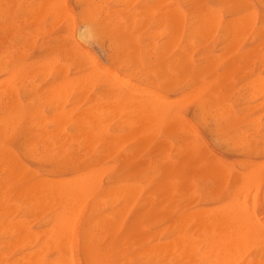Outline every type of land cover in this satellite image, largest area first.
<instances>
[{
  "label": "rangeland",
  "instance_id": "rangeland-1",
  "mask_svg": "<svg viewBox=\"0 0 264 264\" xmlns=\"http://www.w3.org/2000/svg\"><path fill=\"white\" fill-rule=\"evenodd\" d=\"M44 1H46V2H44ZM60 1L61 0H50V1L49 0H0V25H1L0 26V32H2V33H0V56H1L0 57V71H1L0 72V117H1L0 119H2V121L0 120V128L2 127L0 129V132H1L0 133V169H1L0 170V174H1L0 175V184H1L0 190L1 191L3 190L2 192L0 191V225H1V228H0V238H1L0 239V242H1L0 243V262H1V264H22L25 262H26L25 264H29L30 262L32 264H34V263L36 264L38 261L42 262L43 264H56V263L58 264L60 259H57L56 256H58V258H61V255L63 257L65 255V258H64L65 260L70 255L71 256L70 263H72V264H94V262L89 260L88 252H90V250L93 248V246L100 245V243H103L100 245L101 248L102 247L108 248L110 245L108 242H109V240H111V236L109 234L105 233V230L101 226H96L95 221H97L98 219H100L102 217H106V216L108 217L114 213H117V214H118V212L121 213V210H124L123 215H122V220L123 221L127 220V221H124L127 224V226H126L124 223V228L128 229L130 227V229L132 230V234H131L130 238H128L126 240L128 243H123V241L119 242V248H120L121 255L118 256L116 264H143V261H144V264H187L189 261H190L189 264H202V262H204L205 258L202 259V256H203L202 253H204V251L201 253V251H202L201 249H204L203 246L205 245V247H206V245H207L206 244L207 242H205V239L207 240L209 238V240H211L212 238H214V237L216 238L217 236H218V238L221 237L220 239H222V238L224 239V238L228 237V234L225 236L223 235L224 233H227V231L222 233V231H223V230H221V229H223L222 221H220V218L216 215L217 214L216 212L218 210V213L221 214L222 209L224 212H227L229 209L228 206L231 205V202L233 205L238 204V206L241 205L240 202L242 203V205L243 204L247 205V206H242V205L240 206L243 209H245L244 207H246L247 210L244 211L241 208H239V210L241 209L242 211H244L247 214H250L249 211L251 210V214L255 215V217H256V219H254V216H253V218H251V220L254 219L255 222H253V225H250L249 217L246 216V214L244 212H242L241 210H240L241 213H239V215L236 214L237 213V211H236L237 207L233 206V207H231V208H233V211L230 209V211H232L233 213L232 212H231L232 214L227 213V214L233 216L232 217L233 219L230 218L232 225L235 222L234 218L237 216H241L242 218H244V220H241V221H246L245 223L244 222H242V223H244V224L248 223L249 228L250 227L253 228V230H252L253 232H251L250 229H249L250 232H248V228L246 229L248 232V234L246 232L248 239L244 238V239H246L247 242L244 240L246 242V245H244L245 247L241 249L242 251L240 250V248L236 249L235 247L234 248L236 250H232L233 248H231V245L226 244L225 246L230 245V247L228 246V249L229 248H231V249H229V250L226 249V252L220 251V252H222L221 253L222 256L223 257L225 256L224 258H221L220 257L221 254L219 256L218 255L219 252L217 253L215 251L217 253L216 255L219 257V258L218 257H216V258L222 259L221 260L222 262L219 260H214V258H213L214 256H212V252H211L210 254H211L212 259H213L212 261L213 262L219 261L220 263L218 262V264H225V263L231 264V263H234V261H236L235 258H237L238 260L234 264H255V263L258 264V263H260V261H262L261 263L264 264V261H263L264 260V242H263L264 241V238H263L264 237V228L261 226L258 228L257 227L258 225H255L259 222L258 224L261 223L264 226V163H263L264 162V143H263L264 142V110H263V108H264V93L262 91L259 92L261 89L258 91L259 93L255 91L257 88L256 84L257 83L259 84L260 82L264 81V53H263V51H264V0H213V1L212 0H210V1L206 0L209 3H211V5L208 2H206L205 0H188V1L187 0H83V1L82 0H73V1L72 0H64V1L62 0V2L64 4L63 6H65V8H63L62 10L67 8L66 11H64V12L62 11L63 15H64L63 17H62V13H60L61 11L58 9V5L55 4V3H57V4L62 3ZM74 1L77 2L76 5H75ZM43 2L45 5L43 4ZM91 2H92V4H91ZM181 2L184 5H181L182 4ZM49 3H51V6ZM79 3H81V5ZM89 3H90V5H89ZM196 3H197V5H196ZM212 3L214 5H212ZM73 4L75 5V7ZM259 4H260V6H258ZM42 5H44V7H47L46 10ZM60 6L61 5H59V8H60ZM182 6H184V8ZM39 7H41V8H39ZM34 8L36 9V12H35ZM173 8H174V10H173ZM57 9H58V11H57ZM78 9H80V10H78ZM232 9H233V11H232ZM258 9H259V12H258ZM43 10H44V12H43ZM38 12L39 13L41 12V13L39 14ZM46 12H48V13H46ZM19 13H20V15L22 14L21 15L22 18H21V16H19ZM191 14H192V17H191ZM197 14H198V16H197ZM77 15H78L79 19L77 18ZM185 15L187 16V18L185 17ZM84 17H86V18H84ZM94 17L96 18L95 19L96 23L94 25L87 24L88 22H91V20ZM16 18H18V19H16ZM82 18H83V20H82ZM97 19H99L100 22ZM47 20H49V21H47ZM4 21H5V23H1ZM71 22H73V23H71ZM77 22H78V24H77ZM70 23L73 25V29H72V26ZM256 23L259 25H257ZM28 24H30V25L28 26ZM15 25H16V27H15ZM18 25L20 26V28ZM204 25L206 26V28ZM236 26H238L239 28ZM114 27H115V29H114ZM241 27H243V28H241ZM203 28H205V29H203ZM19 29H22V30H19ZM142 29H143V31H142ZM144 29H145V31H144ZM219 29H221V30H219ZM15 30L16 31L18 30V31L16 32ZM242 30H243V32L245 31V33H243ZM246 30H247V33H246ZM58 32H60V33H58ZM120 32H121V34H120ZM236 32H237V34H235ZM216 33H217V35H216ZM4 34H6V35H4ZM99 34H100V36H99ZM133 34H134V36H133ZM138 34H140L141 36L140 35L138 36ZM20 35H22V36H20ZM25 35L27 37H25ZM16 36H18L17 39H15ZM112 36H114V37H112ZM121 36H123V37H121ZM131 36H133V37L131 38ZM13 37H15V38H13ZM101 37L103 39H101ZM144 37H146V38H144ZM24 39H25V41L23 42ZM256 39H258L257 42H256ZM12 40H13V43H12ZM143 40H145V41H143ZM8 41L9 42L11 41L12 45H10L11 43H9ZM14 41L16 43H14ZM68 41H69V43H68ZM231 41H232V43H231ZM43 42H45V44ZM193 42L195 43V45ZM116 43H117V45H116ZM219 43H221L222 45ZM183 44H184V46H183ZM208 44H209V46H206ZM244 44H246V46ZM159 45H162V46H159ZM180 45H182V46H180ZM215 45L216 46L218 45V46L216 47ZM8 46H9V50H8ZM156 46L158 47V49H156L157 48ZM204 46H206V47H204ZM213 46H214V48H213ZM221 46L224 48H221ZM140 47L143 48V49H141V52H140ZM175 48H176V51L174 50ZM82 49H84V50H82ZM213 49H214V51H212ZM164 50H166V51H164ZM173 50H174V52H172ZM180 50H182V52ZM194 51H196V52H194ZM152 52H153V54H152ZM179 53H180V56H179ZM197 53H198V56H196ZM171 54H173V55H171ZM182 55L184 58H182ZM191 55H193L194 59H193V57L191 58ZM2 56H3V58H2ZM150 56H152V57L150 58ZM174 56H175V58H174ZM195 56H196V58H195ZM211 59H212V61H211ZM148 63H150V64L152 63V64L150 65ZM170 63L172 65H170ZM199 63L200 64L202 63V64L199 66ZM130 64H132V65L130 66ZM94 65H95L96 69H95V67H93ZM149 65L150 66L153 65V67H150ZM220 66L221 67L225 66V67L221 68ZM71 67H73L75 69H73ZM146 67H148V69ZM194 67H195V69H194ZM70 68H71V71H70ZM88 68L90 71L88 70ZM106 68H108V69H106ZM14 69H18V70H14ZM45 69H47V70H45ZM99 69H102V70H100V72H102V74L106 71L108 72V74L106 76H105V73H104V76L101 75L100 72H98ZM103 69H106V71H104ZM119 69H120V71H119ZM138 69H139V73H138ZM219 69H220L221 73L218 71V73H219L218 74L217 70H219ZM262 69H263V71H262ZM91 70H92V72H91ZM189 70H191L193 72H191ZM194 70H196V71H194ZM213 70H215V71H213ZM133 71H135V72H133ZM177 71H179V72H177ZM187 71L190 73H188ZM208 71L209 72L211 71V72L209 73ZM207 72H208V74H207ZM91 73H92V75H91ZM111 73L112 74L115 73L117 76L115 74H113L114 76H111L112 75ZM121 73H124V74H121ZM136 73H138V76ZM176 73H177V76H176ZM54 74H55V77H54ZM67 74H68V77L71 79H69L67 77ZM119 74H121V75H119ZM131 74H133V75H131ZM193 74H195V75H193ZM251 74L254 75V78L257 77L256 80L260 79V77L263 76L262 77L263 81H262V79H260V82L257 81L255 84L254 81H256V80H254V78ZM143 75H144V77H143ZM157 75H158V77H157ZM170 75H171V77H170ZM178 75H179V77H178ZM9 76H11L10 80H8ZM65 76H66L65 80H63L62 78H64ZM88 76H89V78H88ZM114 77H115V79H112ZM125 77H127V78H125ZM129 77H130V79H129ZM139 77H142V78L140 79ZM168 77L170 78L169 80H168ZM250 77L253 80L249 81ZM11 78H14L15 80L11 79ZM50 78H52V79L50 80ZM60 78L64 82L61 81ZM132 78H133L134 82L132 81ZM160 78H162V80L165 78L164 82ZM203 78H205V79H203ZM35 79H36V81H35ZM78 79L79 80L81 79L82 82L81 81L80 82L82 84L78 83ZM136 79H138V80H136ZM177 79H180V80H177ZM231 79H232V81H231ZM111 80L113 82L114 81H120L122 83H123V81L130 82V80H131L132 83L137 84V86H139L137 88L140 91L139 93H141V92L143 93L142 94L143 96L145 95L144 92L146 91L144 89H147L148 91H146V94H148V92L150 90L151 92L153 91V93H155L158 97H162L163 99H165V100L162 99V102L163 101L165 102V103L163 102L165 105V108L164 107L161 108L162 114L160 115V117L158 119H155V121L152 120L150 123H148L147 124L148 126L147 125L145 126L146 130L142 132L140 127H138L139 125L135 126V123H131V121H133L132 119H135V121H136L137 120L136 118H134V117L128 118V116H130V115H126L127 117L125 116L124 110L125 111L127 110L126 105L125 104L122 105V101L120 102L121 104H119L118 101H120V100H118L115 96H113V94L110 93L109 84L111 85V83H112ZM190 80H192V83L189 82ZM1 81H2V83H1ZM159 81H161V82L158 85ZM5 82H7V83H5ZM44 82L45 83L51 82V83H49V84L47 83L46 84L47 87H45ZM72 82L74 85H72L73 88H70L69 86H71ZM226 82H227V84H225ZM239 82H240V84H239ZM247 82H248V84H247ZM184 83H185V85L188 83L187 84L188 87L185 86ZM193 83H196V84H193ZM42 84L44 85L43 88H42V86H40ZM50 84L51 85L55 84L56 86L53 85V88L54 87L58 88V89H56L57 95L53 96V99L51 96H49V95H52L53 93L49 94V95L47 93V91L49 92V90L51 91V89H52V91L53 90L55 91V89H53L52 87L48 88V85L50 87ZM75 84H79V86L75 85ZM139 84L142 86V89L144 92L141 91V86ZM148 84H149V86H148ZM182 84L184 86H182ZM254 84L256 85L255 89L253 87ZM85 85H87V87ZM103 85L105 87H103ZM146 85H147V87H146ZM155 85H156V87H155ZM234 85H235V87H234ZM261 85H263V84H261ZM59 86L61 88H59ZM224 86H226V87H224ZM180 87L182 89H180ZM189 87H190V89H189ZM259 87H260V85H259ZM261 87L264 88L263 86H261ZM74 88H77V89H74ZM164 88H166L165 89L166 92H164V90H162ZM213 88L215 89V91L217 89V91L215 92V95L213 94L214 91H212ZM11 89H13V90H11ZM93 89H95V91ZM176 89L177 90L179 89V90L177 91ZM221 89H223L224 94H223ZM224 89H225V91H224ZM57 90H58V92H57ZM193 90H195V92ZM238 90H239V92H238ZM45 91L47 94L45 93ZM59 91L60 92L65 91V92L63 94H60ZM66 91H68L69 93ZM77 91H78V93H77ZM158 91H160V92H158ZM192 91H193V93H192ZM92 92H93V94H92ZM151 92H149L150 95L148 98L150 100H148L147 98L146 99L152 105H153V101H154V105H155L158 102L156 100H154V99H156L153 97V96H155V94L153 95ZM175 92L179 93L180 95L175 93ZM97 93H100L101 95H99ZM188 93H192V94L188 95ZM45 94H46V96L48 95V97H51V98L45 97ZM109 94L112 97H110ZM166 94H169V95H167L168 97L166 96ZM171 94H174V95L171 96ZM175 94L177 96H181V95L185 96L186 97V98L184 97L185 103L183 102L184 99L181 97L180 98L182 99V101H181V99L176 101L175 98L177 96ZM255 94H257V95H255ZM81 95H83V96H81ZM208 95H209V97H208ZM211 95H214V96H211ZM60 96H62L63 99H60L61 98ZM92 96L94 98H92ZM189 96H191V99L189 98ZM78 97L80 98V100ZM169 97H172L171 101H169L171 103L168 102ZM221 97H223V98L221 99ZM46 98H48V101L46 100ZM87 98H88L87 103L91 102L88 105L86 103ZM97 98H98V100H97ZM137 98L141 99L142 97L140 96V94H138ZM208 98L210 99V101H208L209 100ZM59 99H60V101L62 100L61 101L62 103H60ZM146 99L144 98V100H146ZM174 99L176 102H178V101H181V102L176 103V102H174ZM234 99H236V100H234ZM57 100L59 102H57ZM147 100H146V102H147ZM205 100H207L206 101L207 103L205 102ZM257 100H258V102H257ZM32 101H34V102H32ZM78 101L79 102L81 101V102L79 103ZM196 101L200 102L201 104L196 102ZM254 101L257 103H254ZM36 102H37V104H36ZM77 102H78V105L76 106ZM94 102H96L99 105L95 104ZM162 102L159 101L158 104H160ZM210 102H211V104H209ZM236 102H237V104H236ZM58 103L61 105H59ZM71 103H73V104H71ZM56 104L58 106H56ZM66 104H67V106H66ZM74 104H75V107L74 106L72 107V105H74ZM112 104H114L116 107L118 105L120 107L123 106L124 110L123 109H122L123 111L120 110L119 106H118L119 108L117 107L118 109L115 110L114 108H116V107L114 105H113L114 106L113 107ZM217 104H218V106H217ZM32 105H34V106H32ZM93 105L95 107H93ZM107 105L109 107H107ZM215 105H216V107H215ZM68 106H71V108L72 109L74 108V110L70 109ZM158 106H160V105H158ZM212 106L214 107L213 109L210 108ZM33 107L35 109L37 108L36 109L37 113L35 112V109ZM260 107H261V109H260ZM216 108L218 110H216ZM62 109L65 110L64 112L66 114L62 111ZM92 109H93V111H92ZM104 109H105V111H104ZM113 109H114V112H113ZM159 109H160V107H159ZM55 110L56 111L58 110L59 113L55 112ZM70 110H71L70 113H71V115L73 114L72 115L73 117L69 113ZM82 110H84V112H82ZM74 111H76V114H74L75 113ZM88 111H91L90 112L91 115L88 114ZM211 111H214L215 113L217 112L216 114L218 115V117H216V114H213V112H211ZM44 112L47 114H45ZM53 112H55V113L53 114ZM108 112H109V114H108ZM115 112H116V114H115ZM123 112H124V114H123ZM31 113H32V116H30ZM56 113H57V117H59L58 119H56V117H55ZM80 113H83L85 116L83 114H80ZM111 113L114 116L116 115L117 117H120V119H118L116 116L115 117L113 115L111 116ZM127 113H128V110H127ZM52 114H53V116H52ZM63 114L66 116H64ZM74 115H76V118H74ZM106 115L109 118H105ZM2 116L5 118H2ZM34 116H35V118H34ZM70 116L72 117V119L74 118L73 122L70 121L71 120L69 118ZM200 116H202L201 117L202 120L199 119ZM211 116H213V118ZM52 117H55L54 118L55 120H52L53 119ZM112 117H114V118H112ZM122 117H124L126 120L123 121L124 118L122 119ZM214 117L216 119H214ZM60 118L63 121L59 120ZM91 118H93V119H91ZM31 119L33 120V122H31L32 121ZM38 119H40V120H38ZM100 119L105 121V123L103 121H101ZM113 119H115V120H113ZM117 119H118V121H116ZM166 119H167V121H166ZM67 120H69V121H67ZM121 120H122V124H124V125L127 124L126 125L127 127L121 124ZM28 121H30V122H28ZM36 121H38V123H36ZM94 121H95V123H94ZM13 122H15V123H13ZM65 122H66V124H65ZM102 122H103V124H102ZM7 123L9 125H6ZM35 123L38 125H36ZM58 123H59V125H58ZM69 123H71V125ZM72 123H74V124H72ZM99 123H101L102 126ZM110 123L114 124V126H112V124H110ZM165 123L168 126L165 125ZM67 124H69L68 126H70V127H68ZM118 124H120V125H118ZM128 124H129V126H131V125H133V126L129 127ZM2 125H5V126H2ZM45 125H46V127H45ZM72 125H74L73 128H72ZM75 125H77V126H75ZM183 125H185V126L188 125L189 129L190 130L192 129L191 130L192 132H190L189 129H187L188 126H187V128H184ZM81 126L82 127L87 126V128H90V126L92 128L96 127V129L94 128V130L92 132H88V131H83L82 129L79 130V127H81ZM134 126H135V128H134ZM32 127H33V129H32ZM74 127H77V128H74ZM136 127H138L139 129ZM173 127H174V129H173ZM109 128H110V131L108 132ZM124 128H125V130H123ZM166 128H168V129H166ZM211 129H214V130H211ZM7 130H8V132H6ZM22 130H23V132H22ZM67 130H69V131L67 132ZM127 130L129 132L131 131L130 133L132 135L131 134H125ZM184 130H185V132H184ZM98 131L101 132L102 135ZM128 131H127V133H128ZM219 131H221V132H219ZM48 132H49V134H48ZM63 132H64V135H63ZM120 132L122 135L121 137H120ZM23 133H25V134L22 136ZM95 133H96V136L97 135L101 136L100 140H101V138L103 140L104 137L106 140L104 139L105 141L103 140V141H101L102 142L101 143L100 140L98 139V136L95 137V135H94ZM19 134H21V135L19 136ZM70 134H71V136H70ZM123 135H125V136H123ZM161 135H163V136H161ZM24 136H25V138H24L25 141H23ZM61 136H63V137H61ZM86 136H87V139H86ZM115 136L116 137L118 136L120 139H118V137L116 138ZM106 137H108V138H106ZM165 137H168V138L166 139ZM223 137H224V139H223ZM58 138L60 141H58ZM65 138H66V141H65ZM83 138H85V139H83ZM114 138H116L117 141ZM21 139H23V140H21ZM26 139H27V141H26ZM79 139H80V141H79ZM231 139H232V142H231ZM173 140H175L174 141V142H176L175 144L173 143ZM177 140L180 142V144H178ZM93 141H95V142L93 143ZM22 142H23V144H22ZM79 142H80V144H79ZM117 142H120V143H117ZM228 143H230V144H228ZM71 144L73 147L77 148V152L80 153V155H84L88 159L89 167L87 170L88 171H95L96 173H98L96 175V177H98V178L100 175L101 176H100V179L95 178L96 187H95L94 193L92 195H90L86 201L85 200H82V201L78 200L79 201V205H78L79 209L70 211V216L73 215L72 219L71 218L70 219L72 221L74 220L73 221L74 222V230H73L71 239L68 240V242L63 245V247H62V248H64L63 250L61 247L56 248L54 246L53 247L51 246L52 249H50L49 245H51V244H47V243L48 242L51 243L50 242L51 241V238H50L51 233L50 232H52V229H50V227H52V226H49V225H51L52 223L55 224L57 222L58 213L61 209L57 208L56 206L53 207V206L48 205L45 202V200L42 199L41 194L46 188L50 187L51 185H54L55 182H56V184H58L57 182L60 183L64 179H69L70 177L72 178V177L77 175V174L72 175L71 172L66 171L61 166V164L59 163V160L65 154V153H63V147L66 145H71ZM97 144H98V146L100 144L101 145L104 144V145H102V146L100 145V147H97ZM56 147H58V148H56ZM90 147H91V149H90ZM124 147H125V150H124ZM249 147H251V148H249ZM40 148H41V150H40ZM126 149H127V151H126ZM95 150L98 152H95ZM1 152H2V154H1ZM118 152H121L122 154L118 153ZM169 152H170V154H169ZM117 153L119 154V156H117ZM97 154H100V155L97 156ZM8 155H9V157H8ZM102 156H104V157H102ZM115 156H116V158H115ZM113 157L115 159H113ZM249 157H250V159H249ZM41 158H44V159H41ZM148 159H151V160H149L150 163H147ZM169 159H171V160H169ZM10 160H11L12 164L10 163ZM152 162H155V163H152ZM261 162H262V164H261ZM6 163H7V165H6ZM13 164H14V166H13ZM146 164H148V165H146ZM10 165H12V166H10ZM31 165H32V167H30ZM97 166H98V168H97ZM8 167L11 169H9ZM128 167L130 168V170L128 169ZM131 167H133V168H131ZM13 168H14V170H13ZM101 168H102V170H101ZM103 168H104V172L102 175L100 173H101V171H103ZM146 168H149V170ZM124 169L128 170V171L123 173L122 171ZM112 170H114L115 174H114V172H112ZM251 170L254 173H250ZM16 171H18V172L16 173ZM150 171L151 172L154 171L155 173L152 172V174H149ZM144 172H146L145 175L146 174H148V175L145 176ZM248 172L250 173V175H252V177L253 176L254 177L252 178ZM142 173H143V175L141 177ZM245 173H248V174H245ZM254 174H256V176ZM42 175H44V176H42ZM108 175H110V176L108 177ZM247 175H248V177H247ZM132 176L134 178H132ZM116 177H118V178H116ZM129 177H130V179L126 180V178H129ZM197 177H198V179H197ZM246 177L248 178V180H246ZM4 178H8V180L10 179L9 180L10 183H8L7 179H6L7 181L5 180L6 183L5 182L3 183L2 180H4ZM50 178H52V179H50ZM153 178H155V179H153ZM249 178H251V180ZM254 178L256 181L255 186H253V184H251L252 183L251 181L254 180ZM54 179H59V180L55 181ZM118 179H120V181ZM110 181L113 183H110ZM105 182L108 184H106ZM141 182L143 183V185ZM37 183H38V185H37ZM39 184H40V186H39ZM49 184H50V186H49ZM118 184H123V186H127V187L128 186H137L140 189L139 194L137 195L135 201L129 207L128 206L126 207L124 205V202L121 201L122 200L121 197H117V199L113 203H111V201H110L111 198L109 195V191L112 190L114 188V186H117ZM243 184L248 185V189L250 190V191L245 192V193H247L245 195H247L248 197L253 195L251 192L254 189L255 190L257 189L256 191L255 190L253 191L254 196H252L250 198V199H252V200H250V205H251V207H253L252 208L253 210L250 209L251 207H249V203H248L249 198L247 196L244 200L248 204L243 203L244 200H241V201L238 200L239 203L238 202L235 203L236 199L234 196L236 195V197H237V195L240 194V192H241V195H240V199H241V196L244 193L243 192L245 190L244 188L240 192H239V190H241V189L238 188V187L242 188ZM149 185H151V186L149 187ZM159 185H161V186H159ZM239 185H241V186H239ZM251 185L255 188H252ZM147 187L149 190L147 189ZM152 187H155V188H152ZM18 188H20V189L18 190ZM144 188H146V189H144ZM237 189H239V190H237ZM236 191H237V194H236ZM15 192H16V194H15ZM141 192H142V194H141ZM13 194L15 195V197L13 196L14 199L11 198V196ZM175 194H176V196H175ZM245 195H243L242 197H244ZM21 196H23V197H21ZM170 196H172V197L170 198ZM238 197H239V195H238ZM15 198H17V199H15ZM21 198L22 199L24 198V200H22ZM31 199H32V201L30 202L29 200H31ZM234 199H235V201H234ZM237 199H239V198H237ZM136 200H139V201L136 202ZM217 200H218V202H217ZM229 200H230V202H229L230 204L228 205ZM21 201H23V202L21 203ZM179 201H181V202H179ZM225 201L227 204H225ZM251 201H252V204H251ZM39 202L41 203L40 205H39ZM223 202H224V205H223ZM134 203H135V205H134ZM29 204H31V207L29 206ZM116 204L119 206H116ZM157 204H159V205H157ZM218 205H219V208L215 209L216 214H213L214 209H212V206H213V208H215V207H218ZM225 205H227L226 208H224ZM40 206H41L43 211L40 209ZM220 206H221V208H220ZM5 207H6V209H5ZM12 207H13V209H12ZM234 207H236V208H234ZM21 208H23V209H21ZM134 208H136V209H134ZM201 208L203 209V211H201L202 210ZM27 209H28V211L26 212ZM199 209H201V210H199ZM205 209L207 210V212L204 211ZM208 209L209 210L212 209L211 210L212 212L209 211ZM36 210H37V212H35ZM104 210H105V212H103ZM10 211H11V213H9ZM38 211H40V212H38ZM74 211H75V214H74ZM193 211L195 212V214L193 213L194 216L191 217ZM197 211H198V214H197ZM208 211L210 212L211 215H209ZM230 211H228V212H230ZM25 212H26V215H25ZM5 213H7V214L5 215ZM184 213H186V214H184ZM21 214H24L25 217H24V215H21ZM142 214H144L145 216ZM251 214H250V216H251ZM13 215H15V217H13ZM44 215L46 216V218L45 217L42 218V216H44ZM74 215L76 216L75 219L73 218V217H75ZM222 215L223 214H221V217H222ZM20 216L21 217L23 216L22 219ZM31 216H32V218H31ZM195 216H197L198 219H196ZM208 216H210V218H208ZM214 216L217 218V219L215 218L216 219L215 222L212 221V218H214ZM224 216H226V214H224L223 217ZM231 216H229V217H231ZM86 217L87 218L89 217L88 220L86 219ZM200 217H202V218H200ZM241 217H240V219H241ZM127 218H129V219H127ZM199 218L201 221L199 220ZM16 219H17V222H16ZM43 219H45V220L43 221ZM222 219H224V218H222ZM23 220H25V222ZM49 220H51V221H49ZM82 220L83 221L85 220L86 223H85V221L83 223ZM210 220H211V222H214L213 224L217 225V226L215 225L216 231H214V229H213L214 225H212V227H211L212 223L210 222ZM227 220L228 219H226V221ZM237 220H238V222H240L239 219H237ZM256 220H257V223H256ZM13 222H14V224H17V225L14 226V224H12L13 225L12 226L11 223H13ZM44 222H46L48 224L45 225L46 223H44ZM180 222L182 223V225ZM202 222L205 225L207 223L208 228H205L206 230L209 229V227H210V229H211L210 237L205 235L206 231H205V229L204 230L202 229V227L204 228L205 226ZM2 223H3V225H2ZM37 223H39V225ZM7 224L9 225V227L11 225V228L7 227L8 226ZM18 224H20V226ZM36 224H37V227H36ZM197 224H201L202 226L198 225L200 227L199 228V227H197ZM223 224H224V220H223ZM240 224H241V222H240ZM244 224H243V226H244ZM40 225L41 226L43 225L42 226L43 228L40 227ZM218 225H220V226L218 227ZM228 225L231 226L230 224H228ZM239 226L241 229L242 225H239ZM13 227H15V228H13ZM20 227H21V229H20ZM45 227H47L48 230L49 229L50 230L48 231L46 229L48 232L46 230L44 232L43 229ZM179 227H181V228H179ZM231 227H233V231H234V228L237 227V225L231 226ZM15 229H16V231H14ZM94 229H96V231ZM97 229H99V230H97ZM83 230H85V231H83ZM172 230H173L174 234L172 233ZM209 230L206 233L210 234ZM237 230H235V231H237L239 233L240 232L239 229H237ZM2 232L4 233L3 235H2ZM82 232H84V233H82ZM162 232H163V234H162ZM212 232H214V233H212ZM237 232H234V236L230 240H232V239L234 240V239H238V238L240 239L241 233H239L238 238H236L237 237L236 235H238ZM43 233H45L44 236H43ZM178 233H180V235ZM215 233H219V235L216 234V236L211 237L213 234L215 235ZM235 233H237V234H235ZM249 233L251 236H248ZM254 233H256V234L254 235ZM161 234H162V236H161ZM27 235H28V237H27ZM152 235H153V237H152ZM79 236H80V238H79ZM176 236H177V238H175ZM178 236H179V238L180 237L181 238L179 239ZM184 236H185V238H184ZM9 237H11V238H9ZM198 237H200V238L202 237L201 239H203V241H201V239H200V242H196V241H199ZM250 237L252 238V240ZM47 238H50V241ZM17 239H18V241H17ZM80 239H82V240H80ZM175 239L177 240V243H179V245L176 243ZM195 239H198V240L194 241ZM46 240H48L47 243H46ZM92 240H94V241H92ZM181 240H182V242L183 241L185 242V240H187L185 242V244L187 242H191V244L190 243L186 244V246H188L187 249H191L190 245L193 246V248H195L193 250L191 249V251L189 250V252H187V254H186V257L184 256L185 253L180 254V256L181 255L184 256V257L181 256L182 259L179 256L180 249L182 251V248L180 247L181 246V244H180ZM250 240L253 242L251 243ZM90 241H92L93 244H90L91 243ZM164 241H166V242L168 241V242L166 243ZM212 241H211V243H212ZM214 241H216L217 244H221V243H218L217 238L214 239ZM221 241L222 240H220L219 242H221ZM69 242L71 244H69ZM172 242H173V244H172L173 248L171 246ZM24 243H25V245L27 244L26 247L24 246ZM175 243H176V245H178L179 248L175 247L176 246ZM211 243H210V245H211ZM239 243L244 244L243 242H239ZM254 243H256V244H254ZM80 244H81V246H79ZM151 244H152V247H149V245L151 246ZM157 244L158 245L161 244V245H159V247H157ZM163 244H165L166 247L168 245H170V247L172 248V251L170 250L167 252L166 250H169L171 248L169 247L167 249L165 247V245L163 246ZM249 244H250V247H249ZM33 245L35 247H33ZM36 245H38V246H36ZM68 245H70L71 247H69ZM235 245H237V244L235 243ZM235 245L233 244V246H235ZM48 246H49V248L47 249ZM67 246L69 247L68 251H67ZM153 246H155L158 249L154 248ZM162 246L164 247L165 251H163ZM21 247H22V250L19 249ZM148 247H149V249L152 248L151 251L148 249ZM182 247H183V249H185L184 243H182ZM240 247H241V245H240ZM159 248L161 249L162 252L160 251ZM208 248H210V247H208ZM261 248H262V250H261ZM17 249H19V250L17 251ZM153 249H156V250L153 251ZM218 249H220L219 246H218ZM223 249H224V246L222 247V250ZM213 250H215V249H213ZM213 250H211V251H213ZM227 250L228 251L232 250V252L240 250L241 257L237 256V255H240L237 252H236L237 254L236 253L234 254L232 252H228ZM244 250H245V252H244ZM62 251H64V253ZM186 251L184 250L183 252H186ZM193 251H194V254H193ZM195 251H196V253H195ZM67 252H71V253H69V255H68ZM172 252H173V254H172ZM183 252H181V253H183ZM242 252H244V253H242ZM23 253L24 254L26 253V254L24 255ZM33 253H34V255H33ZM152 253H154V255ZM164 253L167 255H165ZM190 253H191V255L192 254L193 255L192 256L188 255ZM226 253H229V254L232 253V254H230L231 256L229 257V254L224 255ZM59 254H61V255H59ZM141 255H143V257ZM208 255H207V257H208ZM250 255H252V256H250ZM31 256H33V257H31ZM189 256L191 257V259ZM1 258L3 260H1ZM31 258H33V259H31ZM72 258H73V260H72ZM209 258H210V256L208 257L207 260L206 259L205 260L206 261L211 260ZM226 258L228 261L226 260ZM64 259L62 260V258H61V260L63 262L60 260V262L62 264H65ZM174 259H176L177 261ZM200 259H202V260L200 261ZM183 260H185V261H183ZM56 261H58V262H56ZM66 261L68 262L69 260H66ZM48 262H50V263H48ZM67 262H66V264H67ZM223 262H225V263H223ZM203 264H205V263H203ZM211 264H213V263H211Z\"/></svg>",
  "mask_w": 264,
  "mask_h": 264
},
{
  "label": "bare ground",
  "instance_id": "bare-ground-1",
  "mask_svg": "<svg viewBox=\"0 0 264 264\" xmlns=\"http://www.w3.org/2000/svg\"><path fill=\"white\" fill-rule=\"evenodd\" d=\"M50 1V0H49ZM64 1V0H63ZM73 1V0H72ZM83 1V0H82ZM188 1V0H187ZM206 1V0H205ZM208 1H210V0H208ZM208 1H206V2H208ZM213 1V0H212ZM14 2V1H13ZM17 2V1H16ZM33 2V1H32ZM44 2H46V1H44ZM44 2H43V4H44ZM60 2H62V0L60 1ZM75 2V1H74ZM100 2V1H99ZM112 2V1H111ZM110 2V3H111ZM115 2V1H114ZM130 2V1H129ZM204 2V1H203ZM20 3V2H19ZM69 3V2H68ZM73 3V2H72ZM76 3L77 2H75V5H76ZM84 3V2H83ZM86 3V2H85ZM182 3V2H181ZM200 3V2H199ZM209 3V2H208ZM31 4V3H30ZM39 4V3H38ZM50 4V6H51V3H49ZM54 4V3H53ZM56 5H58V9L61 11H59L60 13H62V17L64 16L63 15V12L64 11H66L67 10V8L66 9H64V10H62L63 8H65V6H63L64 4H63V2L62 3H55ZM80 5H81V3H79ZM78 4V5H79ZM91 4H92V2H91ZM210 5H211V3H209ZM4 5V4H3ZM45 5V4H44ZM44 5H42L43 7H44ZM48 5V4H47ZM59 5H61L60 6V8H59ZM74 5V4H73ZM75 5H74V7H75ZM79 5V6H80ZM89 5H90V3H89ZM181 5H184L183 3L181 4ZM188 5V4H187ZM195 5V4H194ZM196 5H197V3H196ZM212 5H214L213 3H212ZM235 5V4H234ZM20 6V5H19ZM24 6V5H23ZM63 6V7H62ZM84 6V5H83ZM111 6V5H110ZM121 6V5H120ZM133 6V5H132ZM186 6V5H185ZM258 6H260V4L258 5ZM57 7V6H56ZM114 7V6H113ZM116 7V6H115ZM154 7V6H153ZM183 8H184V6H182ZM199 7V6H198ZM23 8V7H22ZM29 8V7H28ZM27 8V9H28ZM39 8H41V7H39ZM45 8V10H46V8L47 7H44ZM50 8V7H49ZM78 8V7H77ZM188 8V7H187ZM191 8V7H190ZM196 8V7H195ZM225 8V7H224ZM15 9V8H14ZM35 9V8H34ZM53 9V8H52ZM58 9H57V11H58ZM110 9V8H109ZM240 9V8H239ZM78 10H80V9H78ZM84 10V9H83ZM173 10H174V8H173ZM198 10V9H197ZM261 10V9H260ZM15 11V10H14ZM18 11V10H17ZM63 11V12H62ZM149 11V10H148ZM157 11V10H156ZM232 11H233V9H232ZM262 11V10H261ZM35 12H36V9H35ZM43 12H44V10H43ZM100 12V11H99ZM103 12V11H102ZM108 12V11H107ZM110 12V11H109ZM115 12V11H114ZM166 12V11H165ZM170 12V11H169ZM197 12V11H196ZM258 12H259V9H258ZM14 13V12H13ZM39 13V12H38ZM41 13V12H40ZM39 13V14H40ZM46 13H48V12H46ZM56 13V12H55ZM227 13V12H226ZM8 14V13H7ZM66 14V13H65ZM143 14V13H142ZM147 14V13H146ZM171 14V13H170ZM187 14V13H186ZM224 14V13H223ZM260 14V13H259ZM2 15V14H1ZM17 15V14H16ZM22 15V14H21ZM20 15V13H19V16H21ZM27 15V14H26ZM37 15V14H36ZM35 15V16H36ZM148 15V14H147ZM177 15V14H176ZM196 15V14H195ZM209 15V14H208ZM18 16V17H19ZM66 16V15H65ZM124 16V15H123ZM194 16V15H193ZM197 16H198V14H197ZM200 16V15H199ZM232 16V15H231ZM234 16V15H233ZM245 16V15H244ZM185 17L187 18V16L185 15ZM189 17V16H188ZM191 17H192V14H191ZM13 18V17H12ZM21 18H22V16H21ZM34 18V17H33ZM77 18H78V15H77ZM84 18H86V17H84ZM117 18V17H116ZM194 18V17H193ZM200 18V17H199ZM262 18V17H261ZM16 19H18V18H16ZM20 19V18H19ZM79 19V18H78ZM96 18L94 17L92 20H91V22H88L87 24H89V25H94L95 23H96V20H95ZM171 19V18H170ZM6 20V19H5ZM57 20V19H56ZM82 20H83V18H82ZM97 20H99V19H97ZM238 20V19H237ZM2 21V20H1ZM16 21V20H15ZM22 21V20H21ZM47 21H49V20H47ZM52 21V20H51ZM72 21V20H71ZM79 21V20H78ZM187 21V20H186ZM12 22V21H11ZM17 22V21H16ZM98 22V21H97ZM99 22H100V20H99ZM106 22V21H105ZM222 22V21H221ZM261 22V21H260ZM263 22V21H262ZM1 23H5V21L4 22H1ZM7 23V22H6ZM71 23H73V22H71ZM70 23V24H71ZM118 23V22H117ZM179 23V22H178ZM200 23V22H199ZM258 23V22H257ZM256 23V24H257ZM52 24V23H51ZM57 24V23H56ZM77 24H78V22H77ZM101 24V23H100ZM106 24V23H105ZM186 24V23H185ZM245 24V23H244ZM263 24V23H262ZM30 24H28V26H29ZM104 25V24H103ZM153 25V24H152ZM192 25V24H191ZM257 25H259V24H257ZM1 26V25H0ZM19 26V25H18ZM71 26H72V29H73V25L71 24ZM100 26V25H99ZM154 26V25H153ZM180 26V25H179ZM205 26V25H204ZM221 26V25H220ZM224 26V25H223ZM244 26V25H243ZM10 27V26H9ZM15 27H16V25H15ZM168 27V26H167ZM166 27V28H167ZM234 27V26H233ZM236 27H238V26H236ZM19 28H20V26H19ZM49 28V27H48ZM105 28V27H104ZM131 28V27H130ZM188 28V27H187ZM205 28H206V26H205ZM205 28H203V29H205ZM239 28V27H238ZM241 28H243V27H241ZM10 29V28H9ZM108 29V28H107ZM106 29V30H107ZM114 29H115V27H114ZM209 29V28H208ZM224 29V28H223ZM247 29V28H246ZM19 30H22V29H19ZM71 30V29H70ZM97 30V29H96ZM219 30H221V29H219ZM16 31V30H15ZM18 31V30H17ZM16 31V32H17ZM72 31V30H71ZM142 31H143V29H142ZM144 31H145V29H144ZM178 31V30H177ZM7 32V31H6ZM131 32V31H130ZM194 32V31H193ZM242 32H243V30H242ZM0 33H2V32H0ZM26 33V32H25ZM24 33V34H25ZM58 33H60V32H58ZM100 33V32H99ZM105 33V32H104ZM169 33V32H168ZM189 33V32H188ZM243 33H245V31L243 32ZM242 33V34H243ZM246 33H247V30H246ZM22 34V33H21ZM27 34V33H26ZM29 34V33H28ZM93 34V33H92ZM98 34V33H97ZM102 34V33H101ZM106 34V33H105ZM120 34H121V32H120ZM153 34V33H152ZM166 34V33H165ZM177 34V33H176ZM175 34V35H176ZM184 34V33H183ZM209 34V33H208ZM235 34H237V32L235 33ZM234 34V35H235ZM253 34V33H252ZM3 35V34H2ZM1 35V36H2ZM4 35H6V34H4ZM11 35V34H10ZM14 35V34H13ZM16 35V34H15ZM31 35V34H30ZM37 35V34H36ZM114 35V34H113ZM140 34H138V36H139ZM216 35H217V33H216ZM20 36H22V35H20ZM99 36H100V34H99ZM133 36H134V34H133ZM133 36H131V38L133 37ZM137 36V37H138ZM141 36V35H140ZM172 36V35H171ZM184 36V35H183ZM202 36V35H201ZM204 36V35H203ZM208 36V35H207ZM251 36V35H250ZM256 36V35H255ZM254 36V37H255ZM4 37V36H3ZM2 37V38H3ZM17 37L18 36H16V38L15 37H13V38H15V39H17ZM25 37H27L26 35H25ZM103 37V36H102ZM101 37V39H103ZM112 37H114V36H112ZM121 37H123V36H121ZM147 37V36H146ZM146 37H144V38H146ZM198 37V36H197ZM216 37V36H215ZM230 37V36H229ZM5 38V37H4ZM127 38V37H126ZM136 38V37H135ZM148 38V37H147ZM168 38V37H167ZM193 38V37H192ZM9 39V38H8ZM26 39V38H25ZM25 39L23 40V42L25 41ZM58 39V38H57ZM100 39V38H99ZM137 39V38H136ZM160 39V38H159ZM158 39V40H159ZM163 39V38H162ZM184 39V38H183ZM182 39V40H183ZM189 39V38H188ZM213 39V38H212ZM260 39V38H259ZM2 40V39H1ZM14 40V39H13ZM13 40H12V43H13ZM34 40V39H33ZM40 40V39H39ZM147 40V39H146ZM234 40V39H233ZM4 41V40H3ZM99 41V40H98ZM97 41V42H98ZM134 41V40H133ZM143 41H145V40H143ZM148 41V40H147ZM189 41V40H188ZM212 41V40H211ZM214 41V40H213ZM230 41V40H229ZM255 41V40H254ZM258 41V39H256V42ZM9 42V41H8ZM7 42V43H8ZM184 42V41H183ZM217 42V41H216ZM224 42V41H223ZM222 42V43H223ZM251 42V41H250ZM9 43H11V41L9 42ZM12 43L10 44V45H12ZM14 43H16L15 41H14ZM44 44H45V42H43ZM68 43H69V41H68ZM100 43V42H99ZM103 43V42H102ZM120 43V42H119ZM194 43V42H193ZM209 43V42H208ZM231 43H232V41H231ZM4 44V43H3ZM23 44V43H22ZM60 44V43H59ZM66 44V43H65ZM127 44V43H126ZM131 44V43H130ZM170 44V43H169ZM217 44V43H216ZM219 44H221V43H219ZM251 44V43H250ZM43 45V44H42ZM55 45V44H54ZM53 45V46H54ZM62 45V44H61ZM116 45H117V43H116ZM142 45V44H141ZM151 45V44H150ZM168 45V44H167ZM179 45V44H178ZM194 45H195V43H194ZM222 45V44H221ZM226 45V44H225ZM245 46H246V44H244ZM21 46V45H20ZM125 46V45H124ZM131 46V45H130ZM139 46V45H138ZM159 46H162V45H159ZM180 46H182V45H180ZM183 46H184V44H183ZM186 46V45H185ZM206 46H209V44L208 45H206ZM206 46H204V47H206ZM216 46V45H215ZM218 46V45H217ZM216 46V47H217ZM2 47V46H1ZM7 47V46H6ZM11 47V46H10ZM142 47V46H141ZM140 47V52H141V49H143V48H141ZM157 47V46H156ZM177 47V46H176ZM203 47V48H204ZM4 48V47H3ZM80 48V47H79ZM185 48V47H184ZM213 48H214V46H213ZM221 48H224V47H222L221 46ZM232 48V47H231ZM28 49V48H27ZM89 49V48H88ZM135 49V48H134ZM147 49V48H146ZM156 49H158V47L156 48ZM179 49V48H178ZM177 49V50H178ZM253 49V48H252ZM8 50H9V46H8ZM12 50V49H11ZM26 50V49H25ZM48 50V49H47ZM82 50H84V49H82ZM155 50V49H154ZM160 50V49H159ZM168 50V49H167ZM175 51H176V48L174 49ZM174 50L172 51V52H174ZM198 50V49H197ZM200 50V49H199ZM226 50V49H225ZM41 51V50H40ZM39 51V52H40ZM61 51V50H60ZM164 51H166V50H164ZM181 52H182V50H180ZM206 51V50H205ZM212 51H214V49L212 50ZM252 51V50H251ZM27 52V51H26ZM37 52V51H36ZM154 52V51H153ZM153 52H152V54H153ZM194 52H196V51H194ZM4 53V52H3ZM41 53V52H40ZM133 53V52H132ZM162 53V52H161ZM201 53V52H200ZM214 53V52H213ZM237 53V52H236ZM263 53H264V51H263ZM31 54V53H30ZM35 54V53H34ZM68 54V53H67ZM71 54V53H70ZM121 54V53H120ZM185 54V53H184ZM15 55V54H14ZM99 55V54H98ZM131 55V54H130ZM170 55V54H169ZM171 55H173V54H171ZM239 55V54H238ZM251 55V54H250ZM29 56V55H28ZM47 56V55H46ZM90 56V55H89ZM125 56V55H124ZM179 56H180V53H179ZM196 56H198V53H197V55ZM196 56H195V58H196ZM201 56V55H200ZM1 57V56H0ZM5 57V56H4ZM112 57V56H111ZM152 56H150V58H151ZM168 57V56H167ZM173 57V56H172ZM193 57V55H191V58ZM209 57V56H208ZM2 58H3V56H2ZM10 58V57H9ZM8 58V59H9ZM15 58V57H14ZM30 58V57H29ZM74 58V57H73ZM165 58V57H164ZM174 58H175V56H174ZM182 58H184L183 57V55H182ZM206 58V57H205ZM241 58V57H240ZM249 58V57H248ZM21 59V58H20ZM92 59V58H91ZM111 59V58H110ZM127 59V58H126ZM193 59H194V57H193ZM229 59V58H228ZM6 60V59H5ZM51 60V59H50ZM134 60V59H133ZM132 60V61H133ZM147 60V59H146ZM145 60V61H146ZM163 60V59H162ZM176 60V59H175ZM203 60V59H202ZM246 60V59H245ZM248 60V59H247ZM92 61V60H91ZM131 61V62H132ZM159 61V60H158ZM174 61V60H173ZM180 61V60H179ZM193 61V60H192ZM198 61V60H197ZM211 61H212V59H211ZM17 62V61H16ZM109 62V61H108ZM120 62V61H119ZM178 62V61H177ZM50 63V62H49ZM66 63V62H65ZM93 63V62H92ZM128 63V62H127ZM138 63V62H137ZM156 63V62H155ZM162 63V62H161ZM193 63V62H192ZM223 63V62H222ZM258 63V62H257ZM9 64V63H8ZM7 64V65H8ZM18 64V63H17ZM63 64V63H62ZM68 64V63H67ZM111 64V63H110ZM148 64H150V63H148ZM152 64V63H151ZM150 64V65H151ZM167 64V63H166ZM202 64V63H201ZM200 63H199V66L201 65ZM6 65V66H7ZM129 65V64H128ZM132 64H130V66H131ZM142 65V64H141ZM149 65V66H150ZM170 65H172L171 63H170ZM198 65V64H197ZM226 65V64H225ZM25 66V65H24ZM49 66V65H48ZM112 66V65H111ZM134 66V65H133ZM144 66V65H143ZM184 66V65H183ZM239 66V65H238ZM9 67V66H8ZM14 67V66H13ZM27 67V66H26ZM54 67V66H53ZM93 67H95V65L93 66ZM145 67V66H144ZM150 67H153V65L152 66H150ZM165 67V66H164ZM198 67V66H197ZM196 67V68H197ZM221 67V66H220ZM222 67H225V66H222ZM221 67V68H222ZM240 67V66H239ZM257 67V66H256ZM41 68V67H40ZM59 68V67H58ZM71 68H73V67H71ZM71 68H70V71H71ZM79 68V67H78ZM84 68V67H83ZM113 68V67H112ZM147 69H148V67H146ZM2 69V68H1ZM73 69H75V68H73ZM95 69H96V67H95ZM106 69H108V68H106ZM106 69H103L104 71H106ZM110 69V68H109ZM142 69V68H141ZM194 69H195V67H194ZM216 69V68H215ZM4 70V69H3ZM14 70H18V69H14ZM45 70H47V69H45ZM61 70V69H60ZM64 70V69H63ZM85 70V69H84ZM88 70H89V68H88ZM98 70V69H97ZM100 70H102V69H99V71L98 72H100ZM144 70V69H143ZM178 70V69H177ZM65 71V70H64ZM90 71V70H89ZM119 71H120V69H119ZM122 71V70H121ZM128 71V70H127ZM189 71H191V70H189ZM194 71H196V70H194ZM213 71H215V70H213ZM218 71L220 72V69L219 70H217V73H218ZM262 71H263V69H262ZM1 72V71H0ZM84 72V71H83ZM91 72H92V70H91ZM95 72V71H94ZM107 72V71H106ZM106 72H104L105 73V76L108 74V72L106 73ZM130 72V71H129ZM133 72H135V71H133ZM145 72V71H144ZM177 72H179V71H177ZM182 72V71H181ZM184 72V71H183ZM188 72V71H187ZM191 72H193V71H191ZM209 72V71H208ZM208 72H207V74H208ZM211 72V71H210ZM209 72V73H210ZM223 72V71H222ZM246 72V71H245ZM62 73V72H61ZM75 73V72H74ZM73 73V74H74ZM96 73V72H95ZM104 73L102 74V72H100V74L101 75H103L104 76ZM119 73V72H118ZM138 73H139V69H138ZM138 73H136L137 74V76H138ZM188 73H190V72H188ZM197 73V72H196ZM216 73V74H217ZM221 73V72H220ZM254 73V72H253ZM14 74V73H13ZM66 74V73H65ZM77 74V73H76ZM112 74V73H111ZM113 74H115V73H113ZM111 75V76H114V75ZM121 74H124V73H121ZM121 74H119V75H121ZM126 74V73H125ZM135 74V73H134ZM162 74V73H161ZM174 74V73H173ZM215 74V73H214ZM219 74V73H218ZM259 74V73H258ZM91 75H92V73H91ZM95 75V74H94ZM116 75V74H115ZM118 75V76H119ZM131 75H133V74H131ZM159 75V74H158ZM158 75H157V77H158ZM193 75H195V74H193ZM200 75V74H199ZM206 75V74H205ZM204 75V76H205ZM212 75V74H211ZM225 75V74H224ZM252 75V74H251ZM261 75V74H260ZM259 75V76H260ZM13 76V75H12ZM70 76V75H69ZM72 76V75H71ZM117 76V75H116ZM125 76V75H124ZM123 76V77H124ZM176 76H177V73H176ZM213 76V75H212ZM217 76V75H216ZM253 76V78H254V75H252ZM10 77L11 76H9L8 78V80H10ZM14 77V76H13ZM45 77V76H44ZM54 77H55V74H54ZM58 77V76H57ZM67 77H68V74H67ZM75 77V76H74ZM73 77V78H74ZM93 77V76H92ZM143 77H144V75H143ZM170 77H171V75H170ZM178 77H179V75H178ZM187 77V76H186ZM197 77V76H196ZM203 77V76H202ZM262 77L263 76H261L260 77V79H262ZM3 78V77H2ZM53 78V77H52ZM52 78H50V80L52 79ZM65 78H66V76L64 77V78H62L63 80H65ZM69 78V77H68ZM88 78H89V76H88ZM125 78H127V77H125ZM137 78V77H136ZM140 79L142 78V77H139ZM243 78V77H242ZM259 78V77H258ZM11 79H14V78H11ZM38 79V78H37ZM61 79V78H60ZM61 79V81H63ZM69 79H71V78H69ZM82 79V78H81ZM81 79L79 80L78 79V83H81L82 81H81ZM87 79V78H86ZM112 79H115V77L114 78H112ZM129 79H130V77H129ZM139 79V80H140ZM146 79V78H145ZM161 80H162V78H160ZM165 79V78H164ZM164 79L162 80L163 82H164ZM170 78L168 77V80H169ZM193 79V78H192ZM196 79V78H195ZM203 79H205V78H203ZM247 79V78H246ZM257 79V77H255L254 78V80H256ZM260 79H258V80H256V81H254L255 82V84H256V82L257 81H259L260 82ZM2 80V79H1ZM15 80V79H14ZM49 80V79H48ZM58 80V79H57ZM68 80V79H67ZM74 80V79H73ZM136 80H138V79H136ZM158 80V79H157ZM177 80H180V79H177ZM176 80V81H177ZM238 80V79H237ZM249 80V79H248ZM251 80H253V79H251V77H250V80L249 81H251ZM12 81V80H11ZM31 81V80H30ZM35 81H36V79H35ZM34 81V82H35ZM59 81V80H58ZM81 81V82H80ZM100 81V80H99ZM132 81H133V78H132ZM142 81V80H141ZM146 81V80H145ZM150 81V80H149ZM195 81V80H194ZM193 81V82H194ZM200 81V80H199ZM209 81V80H208ZM231 81H232V79H231ZM262 81H263V79H262ZM14 82V81H13ZM64 82V81H63ZM75 82V81H74ZM111 85L109 84V91H110V93L111 94H113V96H115L118 100H120V101H118L119 102V104H121L120 102L122 101V105H126V108H127V110H128V113H127V110L125 111L124 110V107L122 106V107H120L118 104V106L120 107V110H124V112H125V116L126 115H130V116H128V118L130 117V118H136L137 120L135 121V119H132L133 121H131V123H135V126L136 125H139L138 127H140V129L142 130V132L143 131H145L146 130V128H145V126L148 124V123H150L152 120H154L155 121V119H158L159 117H160V115L162 114V112H161V108L162 107H164L165 108V105H164V103L162 102V97H158L155 93H153V91L151 92L150 90H149V92H151L153 95L155 94V96H153L154 98H156V99H154V100H156L158 103H159V101H161L162 103H160V104H158V103H156L155 105H154V101H153V105L151 104V103H149L148 102V100H150V99H148L149 98V95H150V93L148 92V94H146V91H148L147 89H144V90H146L145 92L143 91V89H142V86H141V91H143L144 93H145V97L142 95L143 93L141 92V93H139L140 91H139V89L137 88V87H139V86H137V84H134V83H132L131 82V80H130V82H127V81H123V83L122 82H120V81H112L111 80ZM134 82V81H133ZM136 82V81H135ZM157 82V81H156ZM160 82L161 81H159V83H158V85L160 84ZM186 82V81H185ZM188 82V81H187ZM189 82H191L192 83V80H190ZM196 82V81H195ZM253 82V83H254ZM1 83H2V81H1ZM5 83H7V82H5ZM45 83V82H44ZM43 83V84H44ZM48 82H46L45 83V87H47L46 86V84H47ZM49 83H51V82H49ZM48 83V84H49ZM67 83V82H66ZM86 83V82H85ZM146 83V82H145ZM178 83V82H177ZM198 83V82H197ZM203 83V82H202ZM252 83V82H251ZM263 84V85H261V84ZM259 84L257 83L256 85H257V88H256V92H258L260 89V91L259 92H263L264 93V88H262L261 86H263L264 87V81L263 82H260ZM40 85V86H42V88L44 87V85ZM69 84V83H68ZM82 84V83H81ZM151 84V83H150ZM188 84V83H187ZM187 84L185 85V83H184V85L185 86H187ZM193 84H196V83H193ZM192 84V85H193ZM217 84V83H216ZM225 84H227V82L225 83ZM239 84H240V82H239ZM247 84H248V82H247ZM253 85V87H254V89H255V86L256 85ZM28 85V84H27ZM37 85V84H36ZM54 86H56L55 84H53ZM53 85H51L50 84V87H49V85H48V88H53ZM72 85H74L73 84V82H72V84H71V86ZM75 85H78L79 86V84H75ZM88 85V84H87ZM87 85H85L86 87H87ZM107 85V84H106ZM183 84H182V86H184ZM259 85H260V87H259ZM71 86H69L70 88H73V86L71 87ZM145 86V85H144ZM148 86H149V84H148ZM24 87V86H23ZM27 87V86H26ZM32 87V86H31ZM83 87V86H82ZM103 87H105L104 85H103ZM146 87H147V85H146ZM151 87V86H150ZM155 87H156V85H155ZM154 87V88H155ZM188 87V86H187ZM195 87V86H194ZM216 87V86H215ZM222 87V86H221ZM224 87H226V86H224ZM234 87H235V85H234ZM7 88V87H6ZM38 88V87H37ZM59 88H61L60 86H59ZM66 88V87H65ZM21 89V88H20ZM32 89V88H31ZM53 89H55V91L53 90L52 91V89H51V91L49 90V92L47 91V93H48V95L49 94H52V95H49V96H51L52 97V99H53V96H55V95H57V93H56V89H58L57 87H54ZM74 89H77V88H74ZM81 89V88H80ZM100 89V88H99ZM153 89V88H152ZM166 88H164V89H162V90H164V92H166V90H165ZM180 89H182L181 87H180ZM189 89H190V87H189ZM212 89V88H211ZM226 89V88H225ZM225 89H224V91H225ZM258 89V90H257ZM11 90H13V89H11ZM41 90V89H40ZM39 90V91H40ZM64 90V89H63ZM66 90V89H65ZM68 90V89H67ZM70 90V89H69ZM94 91H95V89H93ZM92 90V91H93ZM97 90V89H96ZM106 90V89H105ZM177 90V89H176ZM179 90V89H178ZM177 90V91H178ZM197 90V89H196ZM222 90V92H223V89H221ZM232 90V89H231ZM10 91V90H9ZM21 91V90H20ZM89 91V90H88ZM99 91V90H98ZM108 91V90H107ZM169 91V90H168ZM174 91V90H173ZM172 91V92H173ZM182 91V90H181ZM194 92H195V90H193ZM193 91H192V93H193ZM199 91V90H198ZM212 91H214V95H215V92L217 91V89H216V91H215V89L213 88V90ZM243 91V90H242ZM38 92V91H37ZM57 92H58V90H57ZM60 92V91H59ZM65 91H62V92H60V94H63ZM66 92H68V91H66ZM84 92V91H83ZM158 92H160V91H158ZM171 92V93H172ZM180 92V91H179ZM190 92V91H189ZM210 92V91H209ZM221 92V91H220ZM221 92V93H222ZM231 92V91H230ZM235 92V91H234ZM238 92H239V90H238ZM258 92V93H259ZM45 93H46V91H45ZM46 93V94H47ZM55 93V94H54ZM69 93V92H68ZM76 93V92H75ZM74 93V94H75ZM77 93H78V91H77ZM101 93V92H100ZM100 93H97V94H99V95H101ZM175 93H177V92H175ZM192 93H188V95L189 94H192ZM206 93V92H205ZM226 93V92H225ZM257 93V94H258ZM26 94V93H25ZM42 94V93H41ZM46 94H45V97H48V95L46 96ZM59 94V93H58ZM83 94V93H82ZM86 94V93H85ZM92 94H93V92H92ZM138 94H140V96L143 98H147L146 100H147V102H146V100H144V98L142 99H138L137 98V95ZM163 94V93H162ZM177 94H179V93H177ZM182 94V93H181ZM212 94V93H211ZM223 94H224V92H223ZM234 94V93H233ZM244 94V93H243ZM257 94H255V95H257ZM33 95V94H32ZM67 95V94H66ZM73 95V94H72ZM98 95V96H99ZM110 95V94H109ZM167 95H169V94H166V96ZM172 95H174V94H171V96ZM176 95V94H175ZM180 95V94H179ZM194 95V94H193ZM214 95H211V96H214ZM38 96V95H37ZM81 96H83V95H81ZM177 96V95H176ZM183 95H181V96H177L175 99H176V101L177 100H179V99H181V98H183L184 99V103H185V96H183ZM219 96V95H218ZM217 96V97H218ZM51 97H48V98H51ZM61 98L60 99H63L62 98V96H60ZM64 97V96H63ZM76 97V96H75ZM74 97V98H75ZM80 97V96H79ZM78 97V98H79ZM102 97V96H101ZM110 97H112L111 95H110ZM168 97V96H167ZM175 97V96H174ZM173 97V98H174ZM181 97V98H180ZM185 97V98H184ZM205 97V96H204ZM208 97H209V95H208ZM250 97V96H249ZM252 97V96H251ZM28 98V97H27ZM32 98V97H31ZM48 98H46V100L48 101ZM91 98V97H90ZM89 98V99H90ZM92 98H94L93 96H92ZM161 98V99H160ZM171 98L172 97H169L168 98V102L169 101H171ZM189 98L191 99V96H189ZM202 98V97H201ZM223 97H221V99H222ZM242 98V97H241ZM35 99V98H34ZM37 99V98H36ZM60 99H59V101H60ZM76 99V98H75ZM111 99V98H110ZM160 99V100H159ZM175 99H174V102H176L175 101ZM207 99V98H206ZM209 99V98H208ZM216 99V98H215ZM233 99V98H232ZM261 99V98H260ZM32 100V99H31ZM42 100V99H41ZM50 100V99H49ZM79 100H80V98H79ZM97 100H98V98H97ZM115 100V99H114ZM163 100H165V99H163ZM189 100V99H188ZM187 100V101H188ZM234 100H236V99H234ZM24 101V100H23ZM58 100H57V102H59ZM62 101V100H61ZM60 101V103H62ZM70 101V100H69ZM87 101H88V98L86 99V103H87ZM90 101V100H89ZM95 101V100H94ZM102 101V100H101ZM181 101H182V99H181ZM181 101H178V102H176V103H179V102H181ZM202 101V100H201ZM207 100H205V102H206ZM208 101H210V99L208 100ZM218 101V100H217ZM230 101V100H229ZM14 102V101H13ZM32 102H34V101H32ZM54 102V101H53ZM68 102V101H67ZM79 102V101H78ZM78 102H77V104H76V106L78 105ZM81 102V101H80ZM79 102V103H80ZM99 102V101H98ZM196 102H198V101H196ZM204 102V103H205ZM233 102V101H232ZM257 102H258V100H257ZM257 102H255L254 101V103H257ZM89 103H91V102H89ZM89 103H87V105L89 104ZM95 104H97L96 102H94ZM100 103V102H99ZM113 103V102H112ZM169 103H171V102H169ZM198 103H200V102H198ZM207 103V102H206ZM220 103V102H219ZM252 103V102H251ZM12 104V103H11ZM31 104V103H30ZM36 104H37V102H36ZM55 104V103H54ZM59 104V103H58ZM71 104H73V103H71ZM70 104V105H71ZM75 104L74 105H72V107L74 106L75 107ZM84 104V103H83ZM82 104V105H83ZM160 105V106H158V105ZM201 104V103H200ZM209 104H211V102L209 103ZM226 104V103H225ZM236 104H237V102H236ZM259 104V103H258ZM17 105V104H16ZM51 105V104H50ZM59 105H61V104H59ZM97 105H99V104H97ZM114 104H112V106H113ZM169 105V104H168ZM197 105V104H196ZM199 105V104H198ZM208 105V104H207ZM222 105V104H221ZM254 105V104H253ZM252 105V106H253ZM257 105V104H256ZM255 105V106H256ZM29 106V105H28ZM32 106H34V105H32ZM56 106H58L57 104H56ZM55 106V107H56ZM66 106H67V104H66ZM103 106V105H102ZM115 106V105H114ZM113 106V107H114ZM117 106V107H118ZM217 106H218V104H217ZM223 106V105H222ZM221 106V107H222ZM70 109H72L71 108V106H68ZM93 107H95L94 105H93ZM99 107V106H98ZM97 107V108H98ZM107 107H109L108 105H107ZM116 107V106H115ZM114 108L115 110L116 109H118V108ZM159 107H160V109H159ZM199 107V106H198ZM204 107V106H203ZM215 107H216V105H215ZM226 107V106H225ZM25 108V107H24ZM34 108V107H33ZM49 108V107H48ZM52 108V107H51ZM58 108V107H57ZM83 108V107H82ZM100 108V107H99ZM197 108V107H196ZM202 108V107H201ZM210 108H214L213 106L212 107H210ZM230 108V107H229ZM29 109V108H28ZM35 109V108H34ZM37 109V108H36ZM36 109H35V112L37 113V111H36ZM54 109V108H53ZM56 109V108H55ZM84 109V108H83ZM103 109V108H102ZM114 109H113V112H114ZM205 109V108H204ZM260 109H261V107H260ZM2 110V109H1ZM4 110V109H3ZM12 110V109H11ZM14 110V109H13ZM69 110V109H68ZM72 110H74V108L72 109ZM119 110V111H120ZM122 110V111H123ZM215 110V109H214ZM216 110H218L217 108H216ZM215 110V111H216ZM225 110V109H224ZM259 110V109H258ZM263 110H264V108H263ZM17 111V110H16ZM15 111V112H16ZM44 111V110H43ZM62 111L64 112L65 110L64 109H62ZM92 111H93V109H92ZM104 111H105V109H104ZM166 111V110H165ZM197 111V110H196ZM199 111V110H198ZM41 112V111H40ZM46 112V111H45ZM44 112V113H45ZM55 112H57V113H59V111L57 110H55ZM55 112H53V114L55 113ZM71 112V110L69 111V113ZM75 112V113H74ZM73 113L74 114H76V111H74ZM82 112H84V110H82ZM90 112L91 111H88V114L89 115H91L90 114ZM95 112V111H94ZM111 112V111H110ZM117 112V111H116ZM116 112H115V114H116ZM124 112H123V114H124ZM186 112V111H185ZM202 112V111H201ZM204 112V111H203ZM208 112V111H207ZM211 112H213V114H216L214 111H211ZM223 112V111H222ZM259 112V111H258ZM57 113L55 114V117H56V119H58L59 117H57ZM65 113V112H64ZM122 113V112H121ZM127 113V114H126ZM195 113V112H194ZM209 113V112H208ZM4 114V113H3ZM7 114V113H6ZM45 114H47V113H45ZM53 114H52V116H53ZM61 114V113H60ZM66 114V113H65ZM80 114H83V113H80ZM87 114V115H88ZM108 114H109V112H108ZM256 114V113H255ZM2 115V114H1ZM64 115V114H63ZM69 115V114H68ZM70 115H71V113H70ZM73 115V114H72ZM71 115V116H72ZM84 115V114H83ZM88 115V116H89ZM113 114L111 113V116H112ZM122 115V114H121ZM188 115V114H187ZM198 115V114H197ZM222 115V114H221ZM6 116V115H5ZM9 116V115H8ZM30 116H32V113H31V115ZM47 116V115H46ZM51 116V115H50ZM59 116V115H58ZM64 116H66V115H64ZM69 117L70 119V121L71 122H73L74 120V118H76V115H74V118L72 119V117ZM85 116V115H84ZM107 116V115H106ZM105 116V118H109L108 116L106 117ZM114 116V115H113ZM116 116V115H115ZM114 116V117H115ZM199 116V115H198ZM214 116V115H213ZM213 116H211L212 118H213ZM7 117V116H6ZM55 117H52L53 119L52 120H55L54 118ZM92 117V116H91ZM95 117V116H94ZM114 117H112V118H114ZM117 117V116H116ZM127 117V116H126ZM191 117V116H190ZM201 117L202 116H200V118L199 119H201ZM216 117H218V115L216 114ZM1 118V117H0ZM2 118H5V117H3L2 116ZM9 118V117H8ZM17 118V117H16ZM34 118H35V116H34ZM118 119H120V117H117ZM124 117H122V119H123ZM7 119V118H6ZM5 119V120H6ZM15 119V118H14ZM13 119V120H14ZM91 119H93V118H91ZM118 119L116 120V121H118ZM214 119H216L215 117H214ZM230 119V118H229ZM1 121H2V119H0ZM32 120V119H31ZM38 120H40V119H38ZM59 120H61V118L59 119ZM69 120H67V121H69ZM101 120V119H100ZM113 120H115V119H113ZM124 120H126L125 118L123 119V121ZM129 120V119H128ZM202 120V119H201ZM225 120V119H224ZM35 121V120H34ZM58 121V120H57ZM61 121H63V120H61ZM85 121V120H84ZM91 121V120H90ZM101 121H103V120H101ZM115 121V122H116ZM135 121V122H134ZM138 121V122H137ZM166 121H167V119H166ZM176 121V120H175ZM7 122V121H6ZM17 122V121H16ZM28 122H30V121H28ZM31 122H33V120L31 121ZM44 122V121H43ZM56 122V121H55ZM83 122V121H82ZM81 122V123H82ZM104 123H105V121H103ZM103 122H102V124H103ZM112 122V121H111ZM220 122V121H219ZM250 122V121H249ZM9 123V122H8ZM6 124V125H9V124ZM12 123V122H11ZM13 123H15V122H13ZM36 123H38V121H36ZM35 123V124H36ZM76 123V122H75ZM93 123V122H92ZM94 123H95V121H94ZM113 123V122H112ZM112 123H110V124H112ZM127 123V122H126ZM125 123V124H126ZM169 123V122H168ZM224 123V122H223ZM30 124V123H29ZM34 124V125H35ZM65 124H66V122H65ZM70 125H71V123H69ZM69 124H67V126L69 125ZM72 124H74V123H72ZM100 125H101V123H99ZM121 124H122V120H121ZM155 124V123H154ZM173 124V123H172ZM184 124V123H183ZM194 124V123H193ZM217 124V123H216ZM33 125V126H34ZM36 125H38V124H36ZM35 125V126H36ZM44 125V124H43ZM58 125H59V123H58ZM95 125V124H94ZM106 125V124H105ZM118 125H120V124H118ZM122 125H124V124H122ZM121 125V126H122ZM127 125V124H126ZM126 125H124V126H126ZM165 125H167L166 123H165ZM171 125V124H170ZM221 125V124H220ZM2 126H5V125H2ZM50 126V125H49ZM73 126L74 125H72V128H73ZM75 126H77V125H75ZM92 126V125H91ZM90 126V128H87V126L86 127H79V130H83V131H88V132H92L93 130H94V128L96 129V127H91ZM102 126V125H101ZM112 126H114V124H112ZM123 126V127H124ZM128 126H129V124H128ZM131 126H133V125H131ZM131 126H129V127H131ZM135 126H134V128H135ZM148 126V125H147ZM168 126V125H167ZM187 126L188 125H183V127L184 128H187ZM40 127V126H39ZM45 127H46V125H45ZM68 127H70V126H68ZM67 127V128H68ZM122 127V128H123ZM127 127V126H126ZM125 127V128H126ZM138 127H136V128H138ZM209 127V126H208ZM2 128V127H1ZM0 128V129H1ZM42 128V127H41ZM44 128V127H43ZM74 128H77V127H74ZM115 128V127H114ZM125 128L123 129V130H125ZM221 128V127H220ZM32 129H33V127H32ZM139 129V128H138ZM153 129V128H152ZM166 129H168V128H166ZM173 129H174V127H173ZM177 129V128H176ZM183 129V128H182ZM187 129H189V126H188V128ZM216 129V128H215ZM6 130V129H5ZM41 130V129H40ZM46 130V129H45ZM53 130V129H52ZM71 130V129H70ZM129 130V129H128ZM127 130V131H128ZM136 130V129H135ZM192 130V129H191ZM190 129H189V131L190 132H192ZM211 130H214V129H211ZM69 130H67V132H68ZM97 131V130H96ZM110 131V128L108 129V132ZM127 131H126V133L125 134H131L129 131H128V133H127ZM255 131V130H254ZM6 132H8V130L6 131ZM20 132V131H19ZM22 132H23V130H22ZM34 132V131H33ZM41 132V131H40ZM47 132V131H46ZM77 132V131H76ZM99 132V131H98ZM140 132V131H139ZM169 132V131H168ZM177 132V131H176ZM184 132H185V130H184ZM219 132H221V131H219ZM1 133V132H0ZM39 133V132H38ZM73 133V132H72ZM79 133V132H78ZM101 135H102V133L101 132H99ZM117 133V132H116ZM173 133V132H172ZM216 133V132H215ZM229 133V132H228ZM25 133H23L22 134V136L24 135ZM30 134V133H29ZM48 134H49V132H48ZM61 134V133H60ZM83 134V133H82ZM98 134V133H97ZM107 134V133H106ZM114 134V133H113ZM123 134V133H122ZM139 134V133H138ZM165 134V133H164ZM169 134V133H168ZM220 134V133H219ZM21 134H19V136H20ZM28 135V134H27ZM26 135V136H27ZM63 135H64V132H63ZM79 135V134H78ZM95 135V137H97L96 136V133L94 134ZM111 135V134H110ZM109 135V136H110ZM132 135V134H131ZM130 135V136H131ZM146 135V134H145ZM215 135V134H214ZM70 136H71V134H70ZM75 136V135H74ZM104 136V135H103ZM122 135H121V132H120V137H121ZM123 136H125V135H123ZM161 136H163V135H161ZM177 136V135H176ZM60 137V136H59ZM61 137H63V136H61ZM73 137V136H72ZM100 137L101 136H98V139L100 140ZM111 137V136H110ZM109 137V138H110ZM113 137V136H112ZM116 137V136H115ZM118 137V136H117ZM116 137V138H117ZM170 137V136H169ZM180 137V136H179ZM22 138V137H21ZM25 138V136L23 137V139ZM55 138V137H54ZM77 138V137H76ZM106 138H108V137H106ZM116 138H114L115 140H116ZM127 138V137H126ZM131 138V137H130ZM163 138V137H162ZM166 139L168 138V137H165ZM164 138V139H165ZM171 138V137H170ZM176 138V137H175ZM248 138V137H247ZM23 139H21V140H23ZM30 139V138H29ZM35 139V138H34ZM38 139V138H37ZM83 139H85V138H83ZM86 139H87V136H86ZM89 139V138H88ZM92 139V138H91ZM96 139V138H95ZM105 139V137L103 138V140ZM118 139H120L119 137H118ZM128 139V138H127ZM177 139V138H176ZM175 139V140H176ZM179 139V138H178ZM222 139V138H221ZM220 139V140H221ZM223 139H224V137H223ZM69 140V139H68ZM102 140V138H101V140H100V142L101 141H103ZM106 140V139H105ZM104 140V141H105ZM111 140V139H110ZM139 140V139H138ZM175 140H173V143L175 144L176 142H174ZM19 141V140H18ZM23 141H25V139L23 140ZM26 141H27V139H26ZM32 141V140H31ZM36 141V140H35ZM40 141V140H39ZM57 141V140H56ZM58 141H60L59 140V138H58ZM65 141H66V138H65ZM79 141H80V139H79ZM89 141V140H88ZM109 141V140H108ZM117 141V140H116ZM121 141V140H120ZM127 141V140H126ZM172 141V140H171ZM178 141V140H177ZM237 141V140H236ZM20 142V141H19ZM77 142V141H76ZM95 141H93V143H94ZM98 142V141H97ZM231 142H232V139H231ZM37 143V142H36ZM102 143V142H101ZM104 143V142H103ZM117 143H120V142H117ZM139 143V142H138ZM264 143V142H263ZM9 144V143H8ZM22 144H23V142H22ZM28 144V143H27ZM43 144V143H42ZM79 144H80V142H79ZM82 144V143H81ZM84 144V143H83ZM89 144V143H88ZM87 144V145H88ZM92 144V143H91ZM112 144V143H111ZM178 144H180V142L178 141ZM182 144V143H181ZM228 144H230V143H228ZM10 145V144H9ZM38 145V144H37ZM44 145V144H43ZM60 145V144H59ZM86 145V144H85ZM96 145V144H95ZM101 145V144H100ZM100 145L98 146V144H97V147H100ZM102 145H104V144H102ZM101 145V146H102ZM222 145V144H221ZM232 145V144H231ZM28 146V145H27ZM26 146V147H27ZM94 146V145H93ZM176 146V145H175ZM178 146V145H177ZM22 147V146H21ZM33 147V146H32ZM40 147V146H39ZM42 147V146H41ZM44 147V146H43ZM139 147V146H138ZM34 148V147H33ZM56 148H58V147H56ZM87 148V147H86ZM249 148H251V147H249ZM8 149V148H7ZM38 149V148H37ZM81 149V148H80ZM90 149H91V147H90ZM97 149V148H96ZM177 149V148H176ZM22 150V149H21ZM20 150V151H21ZM25 150V149H24ZM40 150H41V148H40ZM98 150V149H97ZM124 150H125V147H124ZM123 150V151H124ZM239 150V149H238ZM243 150V149H242ZM7 151V150H6ZM23 151V150H22ZM122 151V150H121ZM126 151H127V149H126ZM138 151V150H137ZM180 151V150H179ZM8 152V151H7ZM95 152H98V151H96L95 150ZM10 153V152H9ZM28 153V152H27ZM26 153V154H27ZM30 153V152H29ZM37 153V152H36ZM63 153H65L64 155H63V157L59 160V163L61 164V166L66 170V171H69V172H71L72 173V175H76V176H74V177H70L69 179H64V180H62L60 183L59 182H57L58 184H56V182L54 183V185H51L50 186V184H49V186L50 187H48V188H46L43 192H42V199L43 200H45V202L48 204V205H50V206H53V207H57V208H60L61 210L59 211V213H58V220H57V222L55 223V224H51V225H49V226H52V227H50V229H52V232H50L51 233V241H50V238H47L51 243H49L48 242V240H46V243L47 244H51V245H49L50 246V249H52L51 248V246L53 247H63V245L65 244V243H67L68 242V240H70L71 239V236H72V233H73V230H74V220L72 221L71 219H72V216H70V211L71 210H78L79 209V207H78V205H79V201L78 200H80V201H82V200H87L88 198H89V196L90 195H92L93 193H94V191H95V187H96V185H95V178H98V177H96V175L98 174V173H96L95 171H88L87 169H88V167H89V165H88V159L86 158V156H84V155H80V153H78L77 152V148L76 147H73L72 146V144L71 145H66V146H64L63 147ZM118 153H121V152H118ZM117 153V156H119V154ZM131 153V152H130ZM150 153V152H149ZM1 154H2V152H1ZM87 154V153H86ZM122 154V153H121ZM124 154V153H123ZM169 154H170V152H169ZM37 155V154H36ZM100 154H97V156H99ZM103 155V154H102ZM133 155V154H132ZM149 155V154H148ZM152 155V154H151ZM30 156V155H29ZM42 156V155H41ZM122 156V155H121ZM8 157H9V155H8ZM28 157V156H27ZM39 157V156H38ZM44 157V156H43ZM102 157H104V156H102ZM133 157V156H132ZM115 158H116V156H115ZM114 157H113V159H115ZM123 158V157H122ZM169 158V157H168ZM237 158V157H236ZM235 158V159H236ZM241 158V157H240ZM244 158V157H243ZM12 159V158H11ZM41 159H44V158H41ZM103 159V158H102ZM112 159V160H113ZM233 159V158H232ZM249 159H250V157H249ZM9 160V159H8ZM14 160V159H13ZM96 160V159H95ZM111 160V159H110ZM129 160V159H128ZM149 160H151V159H148V162L147 163H150L149 162ZM169 160H171V159H169ZM254 160V159H253ZM263 160V159H262ZM19 161V160H18ZM34 161V160H33ZM120 161V160H119ZM122 161V160H121ZM127 161V160H126ZM168 161V160H167ZM44 162V161H43ZM56 162V161H55ZM134 162V161H133ZM166 162V161H165ZM10 163H11V160H10ZM27 163V162H26ZM113 163V162H112ZM121 163V162H120ZM152 163H155V162H152ZM160 163V162H159ZM163 163V162H162ZM171 163V162H170ZM181 163V162H180ZM185 163V162H184ZM264 163V162H263ZM12 164V163H11ZM133 164V163H132ZM237 164V163H236ZM261 164H262V162H261ZM6 165H7V163H6ZM55 165V164H54ZM104 165V164H103ZM118 165V164H117ZM122 165V164H121ZM136 165V164H135ZM146 165H148V164H146ZM260 165V164H259ZM10 166H12V165H10ZM9 166V167H10ZM13 166H14V164H13ZM52 166V165H51ZM50 166V167H51ZM132 166V165H131ZM191 166V165H190ZM237 166V165H236ZM7 167V166H6ZM8 167V168H9ZM30 167H32V165L30 166ZM49 167V168H50ZM104 167V166H103ZM147 167V166H146ZM149 167V166H148ZM182 167V166H181ZM259 167V166H258ZM17 168V167H16ZM57 168V167H56ZM61 168V167H60ZM62 168V169H63ZM97 168H98V166H97ZM116 168V167H115ZM127 168V167H126ZM131 168H133V167H131ZM138 168V167H137ZM150 168V167H149ZM149 168H146V169H148L149 170ZM9 169H11V168H9ZM52 169V168H51ZM128 169L130 170V168L128 167ZM142 169V168H141ZM140 169V170H141ZM145 169V170H146ZM257 169V168H256ZM1 170V169H0ZM13 170H14V168H13ZM50 170V169H49ZM95 170V169H94ZM101 170H102V168H101ZM115 170V169H114ZM114 170H112V172H114ZM125 170V169H124ZM122 171L123 173H125L126 171H128V170H125V171ZM244 170V169H243ZM44 171V170H43ZM116 171V170H115ZM132 171V170H131ZM147 171V170H146ZM2 172V171H1ZM18 171H16V173H17ZM103 172H104V168H103V171H101V173L100 174H102L103 175ZM106 172V171H105ZM149 172V171H148ZM152 172H154V171H152ZM152 172L150 171V173L149 174H152ZM158 172V171H157ZM52 173V172H51ZM121 173V172H120ZM122 173V174H123ZM145 173L146 172H144V175H145ZM155 173V172H154ZM249 173V172H248ZM248 173H245V174H248ZM250 173H254V172H252V170L250 171ZM250 173H249V175H250ZM3 174V173H2ZM63 174V173H62ZM70 174V173H69ZM114 174H115V172H114ZM121 174V175H122ZM1 175V174H0ZM10 175V174H9ZM19 175V174H18ZM124 175V174H123ZM142 175H143V173L141 174V177H142ZM146 175H148V174H146ZM145 175V176H146ZM158 175V174H157ZM156 175V176H157ZM255 176H256V174H254ZM42 176H44V175H42ZM47 176V175H46ZM62 176V175H61ZM60 176V177H61ZM101 176V175H100ZM100 176H99V178L98 179H100ZM106 176V175H105ZM110 175H108V177H109ZM115 176V175H114ZM113 176V177H114ZM251 177H252V175H250ZM3 177V176H2ZM5 177V176H4ZM10 177V176H9ZM14 177V176H13ZM12 177V178H13ZM56 177V176H55ZM63 177V176H62ZM66 177V176H65ZM69 177V176H68ZM128 177V176H127ZM159 177V176H158ZM247 177H248V175H247ZM246 177V180H248V178ZM254 177V176H253ZM252 177V178H253ZM104 178V177H103ZM116 178H118V177H116ZM115 178V179H116ZM123 178V177H122ZM132 178H134L133 176H132ZM165 178V177H164ZM8 180V178H4V180H2V182L4 183L5 182V180ZM50 179H52V178H50ZM114 179V178H113ZM127 179H130V177L129 178H126V180ZM153 179H155V178H153ZM152 179V180H153ZM197 179H198V177H197ZM250 180H251V178H249ZM258 179V178H257ZM6 180V181H7ZM10 180V179H9ZM9 180H8V183H10L9 182ZM49 180V179H48ZM47 180V181H48ZM55 181H58L59 179H54ZM61 180V179H60ZM104 180V179H103ZM107 180V179H106ZM119 181H120V179H118ZM195 180V179H194ZM51 181V180H50ZM114 181V180H113ZM149 181V180H148ZM196 181V180H195ZM199 181V180H198ZM255 181V178H254V180H252L250 183L251 184H253V186H255L256 185V181ZM27 182V181H26ZM116 182V181H115ZM135 182V181H134ZM258 182V181H257ZM6 183V182H5ZM39 183V182H38ZM38 183H37V185H38ZM53 183V182H52ZM106 183V182H105ZM110 183H113V182H111L110 181ZM117 183V182H116ZM121 183V182H120ZM142 183V182H141ZM106 184H108V183H106ZM148 184V183H147ZM152 184V183H151ZM249 184V183H248ZM1 185V184H0ZM11 185V184H10ZM29 185V184H28ZM112 185V184H111ZM110 185V186H111ZM142 185H143V183H142ZM153 185V184H152ZM39 186H40V184H39ZM151 185H149V187H150ZM159 186H161V185H159ZM164 186V185H163ZM239 186H241V185H239ZM247 186V187H246ZM252 186V185H251ZM252 186V188H255V187H253ZM10 187V186H9ZM233 187V186H232ZM247 189H246V188ZM1 188V187H0ZM7 188V187H6ZM109 188V187H108ZM152 188H155V187H152ZM160 188V187H159ZM180 188V187H179ZM239 189H241V190H239V189H237V190H239V192L240 191H242V189L244 188L245 190L242 192L243 194H242V196L243 195H245V194H247V193H245V192H247V191H250L249 189H248V185H244L243 184V186H242V188L241 187H238ZM20 188H18V190H19ZM35 189V188H34ZM106 189V188H105ZM144 189H146V188H144ZM147 189H148V187H147ZM251 189V188H250ZM32 190V189H31ZM30 190V191H31ZM104 190V189H103ZM139 188L137 187V186H123V184H118L117 186H114V188L112 189V190H110L109 191V195H110V198H111V203H113L116 199H117V197H121L122 198V200L121 201H123L124 202V205L127 207H129L130 205H132L133 204V202L135 201V199H136V197H137V195L139 194ZM149 190V189H148ZM209 190V189H208ZM214 190V189H213ZM253 190V189H252ZM255 190V189H254ZM253 190V191H254ZM257 190V189H256ZM255 190V191H256ZM1 191V190H0ZM3 191V190H2ZM1 191V192H2ZM33 191V190H32ZM147 191V190H146ZM253 191L250 193L252 196H254V193H253ZM5 192V191H4ZM102 192V191H101ZM7 193V192H6ZM12 193V192H11ZM5 194V193H4ZM15 194H16V192H15ZM18 194V193H17ZM141 194H142V192H141ZM236 194H237V191H236ZM249 194V195H250ZM3 195V194H2ZM9 195V194H8ZM19 195V194H18ZM17 195V196H18ZM238 195H239V197H238ZM237 195V197H236V195L234 196L235 197V199H236V202L235 203H237L238 202V200L239 201H241V200H244L245 198H246V196L247 195H245L244 197H242L241 196V199H240V195H241V192H240V194H238ZM5 196V195H4ZM3 196V197H4ZM13 196L15 197V195L13 194L12 196H11V198H13ZM175 196H176V194H175ZM252 196H250V197H248L249 199H248V203H249V207H251V205H250V200H252V199H250ZM8 197V196H7ZM20 197V196H19ZM21 197H23V196H21ZM40 197V196H39ZM144 197V196H143ZM172 196H170V198H171ZM216 197V196H215ZM233 197V198H234ZM18 198V197H17ZM17 198H15V199H17ZM140 198V197H139ZM138 198V199H139ZM237 198H239V199H237ZM5 199V198H4ZM14 199V198H13ZM20 199V198H19ZM18 199V200H19ZM22 199V198H21ZM34 199V198H33ZM141 199V198H140ZM155 199V198H154ZM169 199V198H168ZM235 199H234V201H235ZM22 200H24V198L22 199ZM202 200V199H201ZM16 201V200H15ZM30 202L32 201V199L31 200H29ZM28 201V202H29ZM139 200H136V202H138ZM233 201V202H234ZM245 201V200H244ZM243 201V203H246V201L244 202ZM5 202V201H4ZM11 202V201H10ZM23 201H21V203H22ZM179 202H181V201H179ZM203 202V201H202ZM217 202H218V200H217ZM220 202V201H219ZM230 202V200L228 201V205L230 204L229 203ZM93 203V202H92ZM151 203V202H150ZM169 203V202H168ZM239 203V202H238ZM248 203H246V204H248ZM9 204V203H8ZM15 204V203H14ZM20 204V203H19ZM41 203L39 202V205H40ZM142 204V203H141ZM180 204V203H179ZM225 204H227L226 203V201H225ZM240 204L242 205V203L240 202ZM251 204H252V201H251ZM34 205V204H33ZM134 205H135V203H134ZM157 205H159V204H157ZM223 205H224V202H223ZM222 205V206H223ZM241 205H239L238 206V204L237 205H233L232 204V202H231V205L230 206H228L229 207V209H228V211H230V209L233 211V208H231V207H233V206H236V207H234V208H236V211H237V213L236 214H238L239 215V213H241L240 212V210L242 209V210H247L246 209V207H244L245 209H243V208H241L240 206ZM261 205V204H260ZM22 206V205H21ZM29 206L31 207V204H29ZM42 206V205H41ZM41 206H40V209L42 210V208H41ZM116 206H119V205H117L116 204ZM156 206V205H155ZM226 206L227 205H225V207L224 208H226ZM242 206H247V205H245V204H243ZM253 206V205H252ZM258 206V205H257ZM8 207V206H7ZM16 207V206H15ZM46 207V206H45ZM44 207V208H45ZM227 207V208H228ZM29 208V207H28ZM43 208V209H44ZM47 208V207H46ZM45 208V209H46ZM125 208V207H124ZM210 208V207H209ZM218 209L219 208V205H218V207H215V208H213V206H212V209H214L213 211V214H216L219 218H220V221H222V227H223V229H221V230H223L222 231V233H224V232H226L227 231V233H224L223 235L225 236V235H227L228 234V237L227 238H222V239H220V238H218V236L216 237L217 238V240H218V243H221V244H217V242L216 241H214V239H216L214 236H216V234L217 235H219V233H215V235L213 234L211 237H214V238H212L211 240H209V238L206 240L205 239V242H207L206 244V247H205V245L203 246L204 247V249H201L202 251H201V253L204 251V253H202L203 254V256H202V259H208V257L210 256V258L209 259H211V260H209V261H206L205 259H204V262H202V264L203 263H205V264H211V263H213V264H218V262L219 261H221L222 259H217L216 257H218L216 254L218 253V255L220 256V254L222 253V252H220V251H223V252H226V249H228V246L230 247V245H231V248H233L232 250H236L237 248L239 249L240 248V250L242 249V248H244L245 246L244 245H246V239H244V238H247V234H248V232H250V230H251V232H253L252 230H253V228H249V225H248V223L247 224H244L246 221H241V220H244V218H242L241 216H237V217H235L234 219V221L236 222H234V224L232 225V223H231V221H230V218H232L233 216H231V215H229L232 211H230V212H224L223 211V209L221 210V214H226V216H224L223 217V215H222V217H221V214H219L218 213V210H217V212L215 211V209ZM220 208H221V206H220ZM239 208H241L240 210H239ZM253 207H251L250 209H252ZM5 209H6V207H5ZM12 209H13V207H12ZM21 209H23V208H21ZM31 209V208H30ZM29 209V210H30ZM109 209V208H108ZM111 209V208H110ZM134 209H136V208H134ZM141 209V208H140ZM139 209V210H140ZM202 209V208H201ZM201 209H199V210H201ZM207 209V208H206ZM204 210L205 212H207V210ZM212 209H208L209 211H211ZM238 209V210H237ZM249 209V210H250ZM3 210V209H2ZM10 210V209H9ZM40 210V211H41ZM241 210V211H242ZM248 210V211H249ZM253 210V209H252ZM20 211V210H19ZM28 211V209L26 210V212ZM40 211H38V212H40ZM43 211V210H42ZM123 211L124 210H121V213H119L118 212V214L117 213H114V214H112V215H110V216H106V217H102V218H100V219H98L97 221H95V225L96 226H101L104 230H105V233H107V234H109L110 236H111V240H109V247L108 248H104V247H102L101 248V244H103V243H100V245H95V246H93V248L90 250V252H88V258H89V260L90 261H92V262H94V264H116V262H117V259H118V256H120L121 255V253H120V248H119V242H121V241H123V243H128L126 240L128 239V238H130V236H131V234H132V230L130 229V227L128 228V229H125L124 228V223H125V225L127 226V224H126V222H124V221H127V220H122V215H123ZM201 211H203V209L201 210ZM208 211V213H209V215H211L210 214V212ZM224 213H223V212ZM235 211V210H234ZM239 211V212H238ZM244 211H242V212H244ZM7 212V211H6ZM14 212V211H13ZM26 212H25V215H26ZM35 212H37V210L35 211ZM103 212H105V210L103 211ZM186 212V211H185ZM212 212V211H211ZM216 212V213H215ZM220 212V211H219ZM9 213H11V211L9 212ZM22 213V212H21ZM195 214V212L193 211L192 212V216L191 217H193L194 216V214ZM227 213H229V214H227ZM233 213V212H232ZM231 213V214H232ZM245 213V212H244ZM249 213L251 214V210L249 211ZM4 214V213H3ZM7 213H5V215H6ZM35 214V213H34ZM74 214H75V211H74ZM139 214V213H138ZM149 214V213H148ZM184 214H186V213H184ZM188 214V213H187ZM191 214V213H190ZM197 214H198V211H197ZM246 214V216H248L249 217V219L251 220V218H253V216H254V219H256V217H255V215H252L251 214V216H250V214H247V213H245ZM10 215V214H9ZM21 215H24V214H21ZM25 215H24V217H25ZM39 215V214H38ZM52 215V214H51ZM98 215V214H97ZM142 215H144V214H142ZM183 215V214H182ZM220 215V216H219ZM241 215V214H240ZM8 216V215H7ZM6 216V217H7ZM37 216V215H36ZM35 216V217H36ZM75 216V215H74ZM145 216V215H144ZM229 216H231V217H229ZM13 217H15V215H13ZM21 217V216H20ZM19 217V218H20ZM23 217V216H22ZM22 217H21V219H22ZM43 217H45L46 218V216L44 215V216H42V218ZM53 217V216H52ZM141 217V216H140ZM148 217V216H147ZM155 217V216H154ZM183 217V216H182ZM185 217V216H184ZM196 217V219H198L197 218V216H195ZM194 217V218H195ZM206 217V216H205ZM204 217V218H205ZM239 217V218H238ZM240 217H241V219H240ZM247 217V218H248ZM31 218H32V216H31ZM30 218V219H31ZM41 218V219H42ZM49 218V217H48ZM71 218V219H70ZM74 219L76 218V216L75 217H73ZM89 218V217H88ZM88 218L86 217V219L88 220ZM130 218V217H129ZM129 218H127V219H129ZM134 218V217H133ZM200 218H202V217H200ZM200 218H199V220H200ZM208 218H210V216H208ZM216 217L214 216V218H212V221H216V219H215ZM222 218H224V219H222ZM239 219L240 220V222H241V224H240V222H238V220L237 219ZM12 219V218H11ZM29 219V220H30ZM50 219V218H49ZM85 219V220H86ZM177 219V218H176ZM181 219V218H180ZM185 219V218H184ZM195 219V220H196ZM214 219V220H213ZM222 219V220H221ZM226 219H228L227 221H226ZM233 219V218H232ZM231 219V220H232ZM254 219H252L251 221L249 220V222H250V225H253V222H255V220ZM3 220V219H2ZM5 220V219H4ZM45 219H43V221H44ZM84 220V221H85ZM198 220V221H199ZM205 220V219H204ZM223 220H224V224H223ZM248 220V219H247ZM9 221V220H8ZM14 221V220H13ZM24 222H25V220H23ZM28 221V220H27ZM47 221V220H46ZM49 221H51V220H49ZM84 221L82 220V222L84 223ZM180 221V220H179ZM201 221V220H200ZM207 221V220H206ZM205 221V222H206ZM230 221V222H229ZM15 222V221H14ZM14 222L13 223H11V225L12 224H14ZM16 222H17V219H16ZM15 222V223H16ZM31 222V221H30ZM182 222V221H181ZM180 222V223H181ZM184 222V221H183ZM210 222H211V220H210ZM214 222H211L212 224H211V227H212V225H214L213 226V229H214V231H216V224H213ZM242 222H244V223H242ZM27 223V222H26ZM44 223H46V222H44ZM85 223H86V221H85ZM88 223V222H87ZM91 223V222H90ZM128 223V222H127ZM148 223V222H147ZM179 223V224H180ZM203 223V222H202ZM252 223V224H251ZM256 223H257V220H256ZM259 223V222H258ZM255 224V225H258L257 227L259 228L260 226L261 227H263L264 228V226L260 223V224ZM25 224V223H24ZM38 225H39V223H37ZM37 224H36V227H37ZM48 223H46L45 225H47ZM146 224V223H145ZM178 224V225H179ZM195 224V223H194ZM204 224V223H203ZM228 224H230L231 226H236L237 225V227H235L234 228V231H233V227H231V226H229ZM243 224H244V226H243ZM2 225H3V223H2ZM8 225V224H7ZM11 225H10V227H9V225L7 226V227H9V228H11ZM17 224H14V226H16ZM19 226H20V224H18ZM44 225V226H45ZM55 225V226H54ZM82 225V224H81ZM181 225H182V223H181ZM198 225H201V224H197V227H199ZM216 225V226H215ZM230 227H228V226ZM239 225H242L241 226V229H240V226ZM6 226V225H5ZM13 226V225H12ZM22 226V225H21ZM43 226V225H42ZM41 225H40V227H42ZM130 226V225H129ZM202 226V225H201ZM204 228L202 227V229L204 230L205 228H208L207 227V223H206V225L204 224ZM220 225H218V227H219ZM24 227V226H23ZM81 227V226H80ZM0 228H1V225H0ZM13 228H15V227H13ZM39 228V227H38ZM43 228V227H42ZM96 228V227H95ZM179 228H181V227H179ZM200 228V227H199ZM221 228V227H220ZM232 228V229H231ZM239 229V233H241V237H240V239L238 238V236H239V233L237 232L238 230L237 229ZM248 228V232H247V229ZM6 229V228H5ZM20 229H21V227H20ZM48 230V228L47 227H45L43 230H44V232H45V230ZM49 229V230H50ZM209 229H210V227H209ZM209 229H205V231L206 232H208V230ZM230 229V230H229ZM250 229V230H249ZM11 230V229H10ZM46 230V231H47ZM48 230V231H49ZM95 231H96V229H94ZM97 230H99V229H97ZM161 230V229H160ZM235 230H237V231H235ZM14 231H16V229L14 230ZM47 231V232H48ZM83 231H85V230H83ZM179 231V230H178ZM196 231V230H195ZM218 231V230H217ZM28 232V231H27ZM46 232V233H47ZM170 232V231H169ZM205 232V235H207L208 237H210V235H211V229L209 230V232H210V234L209 233H206ZM230 232V233H229ZM232 232V233H231ZM234 232H237L238 233V235H236L235 237L236 238H238V239H232V240H230L231 238H233V236H234ZM246 232H247V234H246ZM31 233V232H30ZM80 233V232H79ZM82 233H84V232H82ZM172 233H173V230H172ZM212 233H214V232H212ZM237 233H235V234H237ZM4 233L2 232V235H3ZM16 234V233H15ZM27 234V233H26ZM25 234V235H26ZM44 234L45 233H43V236H44ZM48 234V233H47ZM162 234H163V232H162ZM162 234H161V236H162ZM174 234V233H173ZM179 235H180V233H178ZM209 234V235H208ZM230 234V235H229ZM253 234V233H252ZM256 233H254V235H255ZM22 235V234H21ZM42 235V234H41ZM89 235V234H88ZM101 235V234H100ZM146 235V234H145ZM148 235V234H147ZM245 235V236H244ZM253 235V236H254ZM9 236V235H8ZM31 236V235H30ZM33 236V235H32ZM98 236V235H97ZM102 236V235H101ZM109 236V237H110ZM138 236V235H137ZM175 236V235H174ZM190 236V235H189ZM248 236H251L250 235V233H249V235ZM17 237V236H16ZM19 237V236H18ZM27 237H28V235H27ZM41 237V236H40ZM85 237V236H84ZM99 237V236H98ZM136 237V236H135ZM141 237V236H140ZM152 237H153V235H152ZM187 237V236H186ZM230 237V238H229ZM234 237V238H235ZM4 238V237H3ZM9 238H11V237H9ZM25 238V237H24ZM79 238H80V236H79ZM175 238H177V236L175 237ZM178 238H179V236H178ZM181 238V237H180ZM179 238V239H180ZM184 238H185V236H184ZM199 238V241H196V240H198V239H195L194 241H196V242H200V239L202 238H200V237H198ZM251 238V237H250ZM264 238V237H263ZM1 239V238H0ZM33 239V238H32ZM35 239V238H34ZM83 239V238H82ZM82 239H80V240H82ZM140 239V238H139ZM192 239V238H191ZM194 239V238H193ZM222 240L221 242H219L220 240ZM248 239V238H247ZM9 240V239H8ZM27 240V239H26ZM105 240V239H104ZM159 240V239H158ZM214 242H213V241ZM246 242H245V241ZM251 240H252V238H251ZM250 240V241H251ZM254 240V239H253ZM17 241H18V239H17ZM31 241V240H30ZM29 241V242H30ZM42 241V240H41ZM92 241H94V240H92ZM92 241H90L91 243L90 244H93L92 243ZM108 241V240H107ZM169 241V240H168ZM167 241V242H168ZM175 241H176V243H177V240L175 239ZM174 241V242H175ZM187 240H185V242H186ZM189 241V240H188ZM192 241V240H191ZM201 241H203V239H201ZM211 241H212V243H211ZM38 242V241H37ZM36 242V243H37ZM79 242V241H78ZM164 242H166V241H164ZM166 242V243H167ZM171 242V241H170ZM169 242V243H170ZM185 242L183 241L182 242V240L180 241V244H181V248H182V251H181V249H180V252H179V256H180V254H184V256L186 257V254H187V252H189V250L191 251V249L193 250V249H195V248H193V246H191L190 244H191V242H187L186 244H188V243H190L189 245H190V247H191V249H187L188 248V246H186V244H185ZM204 242V243H205ZM211 243V245H210V243ZM224 242V243H223ZM239 242H245L244 244H241V243H239ZM253 241H251V243H252ZM264 242V241H263ZM262 242V243H263ZM1 243V242H0ZM39 243V242H38ZM105 243V242H104ZM160 243V242H159ZM168 243V244H169ZM176 243H175V245H176ZM182 243H184V248L185 249H183V247H182ZM209 243V244H208ZM214 243V244H213ZM223 243V244H222ZM235 243L238 245H235ZM35 244V243H34ZM40 244V243H39ZM45 244V243H44ZM46 244V245H47ZM69 244H71L70 242H69ZM79 244V243H78ZM95 244V243H94ZM162 244V243H161ZM161 244H159V245H161ZM172 244H173V242L171 243V246H172ZM178 245H179V243H177ZM196 244V243H195ZM217 244V245H216ZM226 244H230V245H227V246H225ZM233 244L235 245V246H233ZM254 244H256V243H254ZM27 245V244H26ZM26 245H25V243H24V246L26 247ZM30 245V244H29ZM148 245V244H147ZM154 245V244H153ZM159 245L157 244V247H159ZM165 244H163V246H164ZM178 245H176L175 247H178ZM210 245V246H209ZM214 245V246H213ZM222 245V246H221ZM240 245H241V247H240ZM15 246V245H14ZM23 246V245H22ZM23 246V247H24ZM36 246H38V245H36ZM44 246V245H43ZM49 246L47 247V249L49 248ZM69 247H71L70 245H68ZM67 246V251H68V247ZM79 246H81V244L79 245ZM162 246V249H163V251H165L164 250V247ZM186 246V247H185ZM195 246V245H194ZM214 248H213V247ZM218 246L220 247V249H218ZM224 246V249L222 250V247ZM233 246V247H232ZM33 247H35L34 245H33ZM40 247V246H39ZM149 247H152V244H151V246L149 245ZM149 247H148V249H149ZM154 248H156L155 246H153ZM161 247V246H160ZM165 247H166V245H165ZM170 247V245H168L166 248L168 249ZM208 247H210V248H208ZM236 249H235V248ZM249 247H250V244H249ZM259 247V246H258ZM4 248V247H3ZM32 248V247H31ZM60 248V249H61ZM80 248V247H79ZM171 248V247H170ZM172 248H173V246H172ZM172 248L171 249H169V250H166L167 252L168 251H172ZM179 248V247H178ZM177 248V249H178ZM231 248H229V249H231ZM248 248V247H247ZM263 248V247H262ZM262 248H261V250H262ZM20 250H22V247L21 248H19ZM19 249H17V251L19 250ZM45 249V248H44ZM43 249V250H44ZM64 248H62V250H63ZM71 249V248H70ZM152 249V248H151ZM151 249H149L150 251H151ZM156 249H158V248H156ZM156 249H153V251L154 250H156ZM160 249V248H159ZM213 249H215V250H213ZM228 249V250H229ZM37 250V249H36ZM135 250V249H134ZM147 250V249H146ZM186 251V252H183V251ZM211 250H213V251H211ZM227 250V251H228ZM232 250H230V251H228V252H232ZM240 250H237V251H233L232 253H238V254H240L241 252H240ZM16 251V250H15ZM61 251V250H60ZM59 251V252H60ZM160 251H161V249H160ZM174 251V250H173ZM206 251V252H205ZM217 253H216V252ZM242 251V250H241ZM34 252V251H33ZM38 252V251H37ZM42 252V251H41ZM57 252V251H56ZM55 252V253H56ZM63 253H64V251H62ZM162 252V251H161ZM166 252V253H167ZM175 252V251H174ZM181 252H183V253H181ZM209 252V253H208ZM212 252V256H214L213 258H214V260H219V261H212L213 259H212V256H211V253ZM214 252V253H213ZM244 252H245V250H244ZM244 252H242V253H244ZM27 253V252H26ZM25 253V254H26ZM29 253V252H28ZM36 253V252H35ZM61 253V252H60ZM68 253V255H69V253H71V252H67ZM159 253V252H158ZM192 253V252H191ZM191 253L190 254H188V255H191ZM195 253H196V251H195ZM232 253H230V254H232ZM236 253V254H237ZM24 254V253H23ZM24 254V255H25ZM51 254V253H50ZM49 254V255H50ZM153 255H154V253H152ZM165 254V253H164ZM172 254H173V252H172ZM171 254V255H172ZM193 254H194V251H193ZM192 254V255H193ZM209 254V255H208ZM227 254H229V253H226V254H224V255H227ZM229 254V257L231 256ZM262 254V253H261ZM15 255V254H14ZM33 255H34V253H33ZM48 255V256H49ZM58 255V254H57ZM59 255H61V254H59ZM67 255V254H66ZM67 255V256H68ZM152 255V256H153ZM163 255V254H162ZM165 255H167V254H165ZM164 255V256H165ZM191 255V256H192ZM207 255H208V257H207ZM2 256V255H1ZM142 257H143V255H141ZM182 257H184L183 255H181ZM180 256V257H181ZM233 256V255H232ZM236 256V255H235ZM237 256H240L241 257V254L240 255H237ZM236 256V257H237ZM250 256H252V255H250ZM260 256V255H259ZM3 257V256H2ZM31 257H33V256H31ZM37 257V256H36ZM50 257V256H49ZM57 257V259H60L61 260V258H62V260L65 258V255H64V257L61 255V258H58V256H56ZM60 257V256H59ZM70 257V258H69ZM140 257V256H139ZM168 257V256H167ZM176 257V256H175ZM174 257V258H175ZM182 257H181V259H182ZM190 257V256H189ZM221 258H224L223 256H222V254H221V256H220ZM164 258V257H163ZM162 258V259H163ZM219 258V257H218ZM239 258V257H238ZM9 259V258H8ZM11 259V258H10ZM29 259V258H28ZM31 259H33V258H31ZM70 259H71V256L69 255L68 257H67V259L66 260H69L68 262L64 259V263L66 264V262H67V264H72V263H70ZM189 259V258H188ZM190 259H191V257H190ZM195 259V258H194ZM202 259H200V261L202 260ZM230 259V258H229ZM259 259V258H258ZM1 260H3L2 258H1ZM30 260V259H29ZM60 260H59V262L58 261H56V262H58V264L60 263V264H62L61 262H60ZM61 260V261H62ZM72 260H73V258H72ZM81 260V259H80ZM174 260H176V259H174ZM186 260V259H185ZM185 260H183V261H185ZM197 260V259H196ZM224 260V259H223ZM226 260H227V258H226ZM235 260L237 261L238 259L237 258H235ZM263 260V259H262ZM9 261V260H8ZM18 261V260H17ZM31 261V260H30ZM29 261V262H30ZM38 261V260H37ZM66 261V262H65ZM177 261V260H176ZM181 261V260H180ZM187 261V260H186ZM228 261V260H227ZM226 261V262H227ZM230 261V260H229ZM234 261V260H233ZM236 261H234V263L236 262ZM264 261V260H263ZM6 262V261H5ZM14 262V261H13ZM12 262V263H13ZM63 262V261H62ZM72 262V261H71ZM188 262V261H187ZM190 262V261H189ZM189 262L187 263V264H189ZM217 262V263H216ZM222 262V261H221ZM262 261H260V263H258V264H263V263H261ZM26 263V262H25ZM25 263H22V264H25ZM31 263V262H30ZM29 263V264H30ZM48 263H50V262H48ZM53 263V262H52ZM82 263V262H81ZM182 263V262H181ZM220 263V262H219ZM223 263H225V262H223ZM234 263H231V264H234ZM255 263V262H254ZM0 264H1V262H0ZM32 264V263H31ZM35 264V263H34ZM36 264H43L42 262H40V261H38ZM57 264V263H56ZM143 264H144V261H143ZM225 264H228V263H225ZM256 264V263H255Z\"/></svg>",
  "mask_w": 264,
  "mask_h": 264
}]
</instances>
